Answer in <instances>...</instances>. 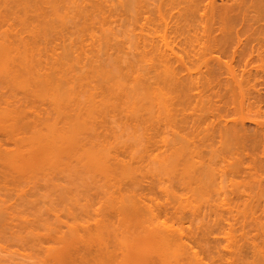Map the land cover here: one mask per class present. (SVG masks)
Here are the masks:
<instances>
[{
	"label": "rangeland",
	"instance_id": "1",
	"mask_svg": "<svg viewBox=\"0 0 264 264\" xmlns=\"http://www.w3.org/2000/svg\"><path fill=\"white\" fill-rule=\"evenodd\" d=\"M39 1H38L39 7L41 6L42 9L48 8V6H45L46 3H42L43 5H41V2H39ZM94 1H95L94 4H96V2H97V4H99V7H102L101 9H98V10H101V13H100V11L95 10L96 7L99 8L97 4H96L97 6L93 4V6L95 7V9H94V7L92 6L93 9H94L93 10L91 5L89 4L90 2H86V5H85V3H83L84 4L83 8L85 7L84 9H86V7L88 6L87 3L90 5L89 7H91V8L87 7L88 9H86V10L89 11V9H90L89 13H91V14H89L90 17H88V18L87 17L81 18L82 16H79V17H76V18L73 19L75 21V23L77 22V24H78V22H79L80 25L79 24L77 25V24L73 23V21L71 23H67V24L63 25L62 21H60V20L58 21L57 20L58 18L56 19L54 17H52L53 18V22H52L53 24L51 23L52 25H48L50 22H45L43 17H41L43 20L41 18L38 19L36 17V15H35V17L37 19L35 18V20H36L35 22H34V17L32 15V16L29 17V19L26 18V21H27L26 22L27 24H26V23L22 22V20L25 17L23 18L22 15L24 16V14H22V13L20 14L19 13V12H22V11H18L19 8H16V9L13 8L18 13L17 12H13V9H12L11 11L6 13L7 14V16H6V14L3 13V12H5V10H7L6 8H7L8 4L6 6V5H4L5 4L4 1H2V2L0 1L1 2L0 4H2L1 9H0V15H2V16L4 15L3 18L6 17L2 21H1L2 17L0 18V43L1 42L9 43L10 39H11L12 43L17 46V49L20 47V49L17 50V49H14V48H16V47H14V45H13V48L10 45L12 49H10V46H9V50H7V48L5 49V51H4V49H2L3 51L0 50L1 51V53H0V77H1L0 80L1 79L3 80L2 77L4 76L3 74L5 73V78L4 79H7V81L6 80H3V81H6V82H8V80L10 81L11 77H10L9 74H11L12 72L9 69L10 68H14L15 69L14 66H17V65H20V66H22V65L25 66L26 65L27 67L26 66L25 67L28 68L30 71H32L34 73H43L44 75L45 74H51V76L53 75L52 79H55V84L57 82L59 83V81H61L62 83L59 84L60 85L59 88L61 89L63 87L60 90L56 86L58 91H53V90H56V89H53V88L51 89L53 91V93L57 92V93H55V94H57L56 95L57 97H54L55 94H52V92H50V88L53 87V85H49L51 87H48V89H45L44 87H42V90L44 88L47 92L45 90H43V92L42 91L40 92L39 91L40 89L38 90V87L35 86V85L30 86L34 90H32L31 88L29 89V90H32L31 92L36 91V93H39V94L41 93L42 94V95L40 94V95L34 97V98H36V99H34V103H33V101H30L31 103L28 104V107L29 106H31V107L28 108L27 112L29 111L31 114H33V115H30V113H29L28 115H30V116H36V115H34L35 112H36V114L41 115L40 116L41 118L45 115V118H44L46 120V121H44L45 123L43 125H40L39 127H37V130H40V129L42 130L43 129L42 132H47L46 133L47 136H45L44 133H42L41 131H39L41 134L37 131L41 136L37 133V135L34 137L33 133L32 134L29 133L33 137L28 138V139L26 137V139L28 141H26V139L24 138L25 140L23 139V140H21L22 142H19V143L13 142V140H12V142L8 141V140L6 142V138H8L9 136L5 138V136H4L5 133H3V131H5V130H3V129H2L3 131L0 130V134H1L0 136H3V138H2L3 140L5 138V140H4L5 143L3 141H1L2 145L1 144L0 145L2 147L0 146L1 147L0 149H2V152H4V153L6 152L5 155L8 158L7 161L8 160L11 161V162H9V161L7 162L6 161L7 164H9V163L10 164H9V166L8 165H4L5 169L4 168L2 169L1 167H3V165L0 164V183H2V184H0V264H31V263L32 264H38V263L39 264H42V263L43 264H45V263L46 264H63L62 263L63 260L61 258H63L64 261H66V262H64V264L65 263L66 264H73V263L74 264H122V263L124 264L125 261H128V262H125V264H138V263L140 264L141 261H145L146 262V263L144 262V263H141V264H149L150 262H151L150 264H157L158 262H159L158 264H172V263H174V261L175 262H178V261L175 260L177 258L174 257L173 253L170 251V250H173V249H169V248L167 249V247H169L170 245L167 246V245L163 244L164 247L156 246L155 248H158V249L155 250V252L157 251L156 254L152 250V247L154 249V246H155L156 243L153 244L155 242V239L153 241L152 240L153 238L151 236H154L156 234L157 230H160V229L165 230L166 227H168V228H166V230H170L172 228L175 229L176 231L179 230L181 232L180 233L178 231L180 235L183 233V235H182L183 237L180 236V235L178 236V232H177V236H178V238L181 237L182 239L185 240L186 244L188 245L189 251L191 252L193 250L192 253L193 252L194 253L195 252H199V254L201 253L203 255L202 257H205V258H203L205 263L207 261L208 262L207 264H211V262H212L211 259L206 256L207 253L204 254L203 252L200 251L201 250L200 244L202 245V243H199L200 242L199 236H201L200 234H202V230L205 227L203 224L205 222L207 223V221L209 219L207 217L206 221L204 220V223L202 224V222H201L202 219L199 216V214H200L199 211H202L201 210V208H202L207 213L209 211V209H208V206H209L208 204L210 203L209 200H211L213 198L211 197V193H210V195H209V193L208 194L206 193V195H207L206 196L204 193H202V191L200 192V190H198V191L196 190V193H195V189H194V191H190V192L189 191L187 192V190H186L187 193H185V190H183L182 187H180V189H181L180 190L179 187L174 188L173 186H172L173 187V191L175 189H177V190H175L177 193L175 191H174V193H176V195H177V194H179V192H181L180 193L181 195L179 194V197H178V195L176 196L175 194H173V195L171 194L172 193V190H171L172 188H170L171 187L170 185L175 184L174 181H177V180L179 181V179L182 178V175L184 176L183 167L185 165L183 164V162H184L185 159L189 158L190 154H188V153L193 148V144L190 145V146L188 145L190 148L187 145H183L181 147V143L179 142L180 141L179 140V141H176V144L178 142V145L176 146V144H175V140L176 139L175 138H177V137H176V135L172 136L173 134H171V133H173L174 131L171 132L172 130L170 128L169 129L167 128V127H171V126H166V124H165L168 121L165 118L169 114L165 115L166 113L164 111L163 112H159L160 107L163 108L162 104L159 105L157 103V101H156L157 105H155V103H153L157 108L159 107V109H157L152 104V101H150L149 102L150 107L152 109L154 108L153 111H152V109L149 108L148 105H147L148 102H145L146 99L144 101L142 100L141 104H140V102L136 101V103H138V105L135 104V106L131 102L132 103V104L130 103L132 105L131 106L128 103L130 101L126 100L127 96L123 95V97L125 98L126 102H124V98H123V99L118 100L120 105H118V104L116 105V109H117V106H121V108H118V110H119V112L121 114H119V112L115 108H114V110H116V111H114L113 108L112 109L110 108L112 104H110V106H108V108H107V106H106L107 104H105V103H102V105L104 104L106 106L105 107L106 109L104 110L106 112L101 110L102 114L100 113L101 111H100L99 108H101V109H102V107L104 108V105L101 106V107L99 106L95 111H92L93 113L91 111H88V112H91V114L93 115L90 119H94V117H96V120H100L101 119V115H103L105 117L104 118L102 116L103 120H105L106 122H103L102 125H98L97 124V125L92 127L91 126L92 124L90 126L84 124L86 117L88 116V120H89V117H90V113L87 114L88 112H86L87 111L86 107H88L87 106L88 104H86L85 110H82V112H81L80 108L78 106H75V105H77L76 103H75V105H73L74 104L73 101L75 102V97L78 98V100H80V101L85 100V98H86L85 95L88 94L87 91L90 90L89 87L93 86L94 83H95L94 87H96L95 85H97L99 83L98 81L95 80V78H96L95 77L93 81H96V82L92 81L91 83L88 84L89 85V87H88L89 89L88 88L85 89L87 83L83 82L85 85H83V91H82L81 90L82 82L81 83L78 82V81H80L79 77L80 76L82 77V75L86 73L87 69L88 70L90 68L92 69L94 66L97 67L99 64L101 66H104L107 70L110 67H112L111 69H113V67H115V71L118 70V74H119V69L121 70L120 73L122 74L123 73L122 70H124V69L126 70L127 68H125V67H127V65L129 64L128 65L129 68H128V70H126L127 73L124 72V73H126V75H130L132 73V71L130 73L129 70H131V67L133 65H135V67H137V69L134 68V66H133L132 70L135 69L136 72L133 71L134 73H133V75L130 76V78L128 76H126L123 79V82L126 80L124 82V84L127 82V84H126L127 88H130V85L133 87L134 83H136V80H137L136 75L139 74V72L142 75H144L150 70L149 69V66H151L149 64L150 61L147 60V59H149V57L152 58V55H153L152 52H154L155 49H157V48H155V49H153L154 51L152 50V52H151L150 46H148L149 48H146V51H145V48H143V47H145L144 46L145 45L144 44L145 40H146V42L147 41L148 42L152 41V43H153V40L156 41L155 42L156 46H159L162 43L161 46H163L164 48H165L164 45H166V41L168 43V41L170 40V43H168V45L173 47V50H175V52H177V50H178L177 53L181 52L180 55L183 53L182 57H183L184 53H185L184 56H187L186 54L188 52H186V51L192 49L191 47L195 48L196 53H195L194 48H193L194 54H198L200 56L199 59H201V61L200 60L196 61V63L198 62V65L196 63H194V62H193L194 64L189 63V65H190L189 67H191L192 72L190 71V68L188 69V71L190 73H192L193 76L196 75V79L197 80H199V79L201 80L202 78L204 79V80L202 79V81H203L202 85L200 83L199 84H200V88L202 86L201 89H202V91H204L203 94H205V95H203L204 98L202 97L204 101L201 98V100L199 99V101H198L199 104L197 106H194V104L196 105V103H193V102H195L197 100L194 99V101H192L193 100L192 99L191 102H190V105H188L189 103H187L186 107H184V109H183L184 111L183 112L182 111L179 112L176 116H174L177 119L176 118H174V119L178 120L177 123H181L182 124L181 121H183V120L180 119V117L183 118L182 116L185 115L184 118H183L184 119L183 123L186 122L185 124L188 125V126L189 125L192 126L191 124H195V125L199 124V123L196 122V120H195L196 118L200 119L201 122H202V118H203V114L204 113H205L204 114L205 118H203V121L208 116H210L211 118L214 119L212 113L213 112L215 113V110H216V108L218 106L216 104L220 103L218 101L219 98L217 96H220L219 95L220 92L224 93L223 90L227 91V87H224V86L226 84L228 85V82L230 81V78L232 77V76L229 75V72L231 70L227 72V70H229L228 66H230L229 65L230 64L229 61L231 62V65L233 66V69L231 68V66H230V68L233 71L234 70L236 71V73H235V71H234V73L236 74V78H237V76H239L238 79H244V77H242V78H240V77H241V75L243 73H245V74L248 73L246 71L247 70V66H249L248 69H250V67H253V65L254 66L255 65L256 66H258V65L260 66V64H263L262 59H264V55H263L262 58L258 59L259 56H258V53H257L258 52L257 50H261V48L259 49L258 47H254V46H255V44L257 42H258V44L261 43L260 41L263 42V39L261 40L259 38H261V36H262V35H260V32L264 33L261 30L263 28L261 26V24L262 25L264 24L263 23L264 20L262 19V20L259 21V22H261V24L259 22H257V23H259V25L257 23L256 24L254 23V26L256 28L254 26L252 27L251 22H249V20H247L249 18L245 19L244 17L241 16L242 12L241 11H240L241 13L239 12V10H241V9L238 8V6L240 5V3L243 0H241V1H239V0H237V1L236 0H230V1L229 0H222V1L221 0H214L213 1L212 0L213 2L211 0H209V1L208 0H204V1L203 0H199L198 2H196L195 8H194V13L192 15H190L192 18L190 19V16H188V19H189V21L187 20L188 24H187L186 21H184V23L186 25H183V28L185 26H187L188 28L187 27L186 28L189 31L185 28L186 30L185 29H183V30L181 29V33L184 32V34H181L180 32L178 33V31H177V33L176 32L175 33L174 32L171 33V31H170L171 29L170 28H171L172 25H170V26L168 25V28H167V26H164V25L161 26L164 23V21H163V18L161 19L160 14H158L159 16L156 14V12L159 13L158 7H161L160 10H162V12H163V13L161 12V14L166 15V16L162 15V17H166L164 19H166L167 22H169L170 24L171 23L173 24V22H174L173 20H175L176 18H177L176 20L178 21V17L175 18V16H176V14L178 15V11L179 12L182 11L181 9H183L184 2H185L184 7L186 6L187 3H186L185 0H181V1L179 0L180 2L178 0H170L172 7H170V3H168L169 0H164L163 2H165V3H163L162 0H153V1L152 0H147V1L144 0L143 2L146 5L143 4L142 1H141L142 3L135 1L136 5L132 4L134 6V7L132 6L133 7V11H131V10H129L127 8L128 7L127 6L128 5L127 1H130V0H120V1L119 0H106L107 2L105 0H101V2L103 1L101 4L98 3V2H100V0L99 1L94 0ZM172 1L174 2L175 5L172 4L173 3ZM175 1L177 2L178 7L176 6L177 4L175 3ZM252 1H254V0H252ZM57 2H58V4H60L59 7L65 5L66 10L68 11L69 6L67 7V4H68L67 2H65L67 4H64L63 1L60 2V0H57ZM92 2H93V0H92ZM132 2H133V0H132ZM244 2H245V0L242 2L243 5H244ZM248 2H250V0L247 1V3ZM138 3H140L142 5H145V6L143 8H142V5H141V7H139L140 5L137 6ZM159 3H160V5H159ZM181 3H182V5L179 6V4H181ZM231 3L234 4V5H230ZM10 4H12V3H9V5ZM58 4H57V6H58ZM71 4H69V5L71 6ZM163 4H165V5L163 6ZM235 4H238V6L235 5ZM3 5L6 6V7H4L5 9L3 8ZM47 5H49V4H47ZM129 5H131V3ZM241 5H240V7H241ZM250 5L251 4L248 3L247 7L252 12L254 9L251 10L252 9V5L251 6ZM225 6H227L225 9L222 8V7H225ZM228 6L231 7V8H229L228 12H227ZM234 6H236V8ZM12 7H13V5H12ZM132 7H131V9H132ZM140 8L142 9L141 11H139ZM145 8H147L148 10H146ZM8 9H11V6ZM61 9L64 10L65 8L61 7ZM134 9H136V10L138 9V10L136 11ZM178 9H180L181 11L178 10ZM59 10H60V8H59ZM63 10H60L61 11L60 12L57 9V11L61 15H64L67 12L66 11L65 13H63L65 11V10L64 11ZM122 10H123V12H122ZM212 10L217 12V13L213 12ZM231 11H233L234 13H232ZM10 12L13 13V14L9 15ZM95 12H97V13H95ZM140 12L142 14L144 13V15L140 14ZM164 12H165V14H164ZM169 12H173V13L169 14ZM199 12H200V14H199ZM212 12H213V14H212ZM225 12L228 15L225 14ZM237 12H238V15H237ZM247 12L249 13L248 10H247ZM254 12L255 11H253V13ZM31 13H30V15H31ZM221 13H222V15H221ZM235 13H236L237 16L234 15ZM248 13H246L247 17H249V16L251 17L252 15H254V14L248 15ZM32 14H35V13H32ZM97 14H98V16H97ZM137 14L138 15L140 14V15L138 16ZM145 14L149 18V20H147L148 19L147 17L146 18L144 17V16H146ZM172 14L174 16V19H173V16H172V19H171V16L169 17V15H172ZM223 14L226 15V16L223 17ZM255 14H256V12H255ZM12 15L15 16V17L17 15H19V16L16 17V18H19V19L15 20V18L12 17ZM167 15H168L169 18L167 17ZM200 15L204 16V17H201ZM231 15H234L233 16V18L235 17L234 20H231V19H233ZM102 16L104 17V20H103ZM221 16L223 18H221ZM227 16H228V18H227ZM39 17H40V15H39ZM217 17H219V18H217ZM20 18H23V19L21 20ZM93 18H95V19H93ZM206 18H208V19H206ZM40 19H41V21H40ZM47 19H49V17H47ZM92 19L94 20V22H93ZM200 19H202V23H201ZM83 20H84V22H83ZM176 20H175V24L177 22ZM222 20H223V22H222ZM32 21L35 24H38V26H40L39 29L36 30L37 32H35L34 34L31 33L32 31H31V29L29 27V25L32 24ZM57 21L59 23H57L58 27L55 28L56 29L55 30L53 25H56L54 23H56ZM42 22H45V24L46 23H48V24H46V26H45ZM11 23H12V25H11ZM41 23H42V25H39ZM155 23L158 25V27H157V25H155L156 27L154 26ZM199 23H201V25ZM228 23H229V25H228ZM231 24L233 25V29L234 30L236 28L235 31H238L237 28L242 30V31L240 30L242 33L239 32L240 33L239 35H242V36H239L238 34H235V33L229 35V32H230L229 30L230 29L233 30ZM27 25H28V27H27ZM223 25H224V27H222ZM48 26H49V29H48ZM50 26L52 27L53 30L50 28ZM225 26H227V27L231 26V28L230 27L226 28ZM234 26H235V28H234ZM249 26H250L251 29L249 28ZM257 26L259 28H261V29L257 28ZM189 27H191V28H189ZM221 27H222V29L223 28H225V29L222 30ZM150 28H151V30H150ZM142 29H145V30H142ZM164 29L167 30V31L165 30V32H168L166 34L169 35V37L166 38L168 40H166L165 42H164V40H162L163 38L161 37L163 35H166V34H163L164 33L163 32ZM220 29L222 30V32L220 31ZM194 30H196L198 32H196ZM226 30H227L228 34L226 33V35H224ZM255 30L256 31L259 30L258 31L259 33L255 32ZM29 33H31L33 36L30 35ZM158 33H160L161 36H159L160 34H158ZM169 33L173 34L174 37H175L174 34H176L178 40L176 39V37L175 38H173V36L170 37L171 34H169ZM179 34H180V36H179ZM215 34H217V35H215ZM253 34H254V36L256 35V38H253ZM257 34H259L260 36L259 35L257 36ZM24 36H25V38H24ZM107 36H109V37H107ZM226 36L227 37L231 36L230 39L232 40L231 41L232 43L230 42L229 37H228V41L226 40V38H227ZM235 36H237V37H235ZM179 37H180V39H179ZM196 37H198V38H196ZM214 37H216L217 40ZM238 37L239 38L241 37L242 39H240V41L242 40L243 42L241 41V43H240L238 41L239 40ZM247 37L249 39L252 38L253 41L252 40H251L252 42L250 40L247 41ZM21 38L22 39L24 38L23 40H28V43L31 42L30 44L33 47L29 46L30 44H28V45H26V47L28 46V48L27 49H26V47L24 48L25 45L22 46L23 44L20 43V40L22 41ZM149 38L150 39L152 38L153 40H148ZM257 38L260 41H256V40H258ZM15 39L19 42L20 46L17 45L18 44L17 41H16L17 42V44H16ZM32 39H34V40H32ZM175 39H176V42L174 41ZM183 39H184V41H183ZM235 39H237V40H235ZM8 40H9V42H8ZM13 40H14L15 43L13 42ZM142 40H144V42ZM197 40H199V41H197ZM172 41H174V42H172ZM212 41L215 44L214 43L211 44ZM225 41H227V44L225 43ZM249 41H250V43H246V42H249ZM148 42H147V44L150 45V43H148ZM178 42H180V43H178ZM253 42H255V43H253ZM7 43H6V45H7ZM140 44H142V45H140ZM184 44H185L186 49L184 47ZM191 44H192V46H190ZM258 44H256V46ZM262 44L264 45V42L261 43V46H262ZM107 45H108V47H107ZM117 45H119V46H117ZM235 46L238 48V50H236L237 48ZM250 46H251V48H250ZM252 46H253V49H252ZM258 46H260V45H258ZM128 47H129V49H128ZM166 47L170 48L167 45H166ZM174 47H175V49H174ZM227 47L229 48L228 51H227V49H228ZM239 47H240V49H239ZM248 47H249V49H251L250 51L254 52L253 50H255L256 52L252 53V52L248 51L249 50ZM262 47L264 48V46H262ZM167 48H165V49L168 51ZM254 48H258V49L256 50ZM132 49L135 52H133ZM148 49H150L151 53H146L147 51L149 52ZM183 49H185V51ZM10 50H13V51H11V53L8 54ZM92 50H94V51H92ZM239 50H241V51H239ZM244 50H245V53H244ZM171 51H168V52H171ZM193 51L190 50L189 53L193 54ZM226 51L228 52V54L231 52L230 54H232L233 56L232 55L230 56V54L228 55ZM235 51H236L237 55L238 54L241 55V53H244V55H247L248 56L247 61H246L247 56H245V58H244L243 54L241 55L242 57H240V56L238 57L237 55H236L237 56L236 57L235 56ZM197 52H199V53H197ZM210 52H212L216 56L215 60H217V58L219 57L218 60L221 59V62L223 61V62H226V63H229V64L227 65L226 63H224V64L221 63L223 66H221V64L219 65L218 62H216L214 59H212L213 56H210L212 54V53L210 54ZM237 52H239V53H237ZM246 53H249V54H246ZM123 54H125L124 58H126L128 60L127 63H126V59H122L121 58V56H123ZM149 54L151 56H149ZM155 54L157 55V52ZM250 54H251V56H250ZM131 55H133L134 56L133 58H135L134 62H133V58H131L132 57ZM156 55H154V56H156ZM204 55L206 57L203 59L202 57H204ZM111 56H112V58H110ZM141 56H145V57L142 58ZM94 57H95V59L97 58L98 60L96 59V61H95ZM207 57H208V59H207ZM253 57H255V59ZM117 58H119L121 61L123 60L122 62H124V60H125V62H124L125 64L122 65L121 61L118 62L117 64H115L116 61L114 62V59L116 60ZM140 58H141V60L145 59V60L148 61V66H145V64H144V66L146 68V69L144 68L145 70L140 68L141 67L140 64L143 65V63L145 62V60H144V62L138 61V60H140ZM231 58H233V59L231 60ZM129 59L132 62L129 61ZM185 59L187 60V57H185ZM222 59H224V60H222ZM111 60H113V61H111ZM237 60L238 61L240 60V61L238 62ZM248 60L250 61V65L251 66L248 64V62H249ZM79 61H80V63H79ZM87 61H90V62H87ZM84 62L87 63V65ZM219 62H220V60H219ZM131 63H133V64H131ZM102 64H104V65H102ZM109 64H111V65L109 66ZM120 64H121V66H120ZM139 65H140V67H139ZM175 65H176V63H175ZM69 66H71V67L73 66L72 70L70 72L68 71V73H67V74H69L68 75L69 79L71 77L70 75L73 73L74 76H77V78H78V79H76L77 81H75L74 85L76 84L75 86L78 87V85H77V82H78L79 87L81 86L80 90H76V92L78 91L77 92L78 94L75 92V95L77 94V96H74V98L72 97L73 94L71 95L70 92H67V90H69L70 85H72L73 83L71 82L72 83L71 84L70 82L64 80L65 75H67V74H65V71L67 70V68H69ZM144 66H142V67H144ZM199 66H201V67H199ZM208 67H210L213 70L212 71L213 74L210 71V73L213 76L210 73L209 74L207 73V70L209 71V69H210ZM261 67H260V69H261L260 72H256V68L253 67L254 71L251 73V74L254 75V72H256L255 73L256 74L255 77H257V73H258L259 77L260 76L262 77V78L260 77V79H259L260 81L258 80L259 77L255 78V77H251V76L247 77V78H250L251 84L248 81L249 79H246L247 81H242L243 83L245 82V85H243V87L244 86L245 87L243 89L245 91L246 99L249 97L252 100H254V97H256V94H257L258 90H259L258 92H260V93L262 92V94L264 93V85H263L264 84V71H263L264 70V65H261ZM139 68L142 70V72L139 71L140 70ZM14 69H12V71ZM106 69H105V71H107ZM244 69H245V71H244ZM260 69L258 68V71ZM92 70H94V68ZM95 70H96V68H95ZM193 70H195V72ZM242 70H243V73H242ZM111 71L115 72L114 69L111 70ZM6 72H8L7 74L9 75V79L7 78ZM196 72H198V73H196ZM219 72L220 73L226 72V73L220 74ZM232 72H230V74H233ZM124 73H123V76H125ZM205 73L208 74V75H206ZM215 73H218L220 75L217 74L218 76L216 77ZM259 73H261V74H259ZM200 74L202 76L203 75L204 76L201 77ZM249 74L250 73H248L247 75H249ZM198 75H200V77ZM210 75H211L212 78L209 77ZM74 76H72V78ZM123 76H121V77H123ZM197 76L199 77V79H198ZM219 76H220V80L223 79L220 82L221 85H220V83H218V81H219L218 77ZM228 76L230 77L229 79H227ZM17 77L19 78V75ZM204 77H206V79H209V80L212 79L211 83L212 82H213V84L216 83L215 86L213 85L215 88L212 85H210V87H211L210 88L209 84H208V83H210V81L208 82V80H206ZM215 77H216V79H215ZM14 78H16V77H14ZM21 78H23V77H21ZM67 78L68 77H66L65 79H67ZM138 79H139V77H138ZM141 79H143V78H140V80ZM224 79H225V81H224ZM226 79H227V81H226ZM2 80H1V82L3 83ZM62 80H64V81H62ZM97 80H99V79H97ZM145 80L146 79H143L142 82L145 81ZM231 81H232V83L231 84L229 83L230 85L233 84V80L232 79H231ZM6 82H5V84L3 83L4 86H3V84H0V88H2V89H0V93H3L2 92L3 89H4L3 91H5V92L6 91L9 92L12 89H16V90L20 89L21 92H23V93L26 91L23 88V85H22L23 83L21 84L22 87H20L19 85L18 86L16 85L14 87L13 86L14 83L12 84V82H14V81H11L12 85L8 82V86L5 87V85H7ZM15 82H16V80H15ZM18 82L19 81L17 79V84L20 83V82L19 83ZM29 82H30V79H29ZM31 82H30V84H32ZM107 82H105V83H107ZM116 82H117V80H116ZM145 82H147V81H145ZM148 82H149V80H148ZM114 83H115V81H114ZM52 84H53V82H52ZM204 84H206V86ZM10 85L13 86V88L10 87V89L7 90L6 88H9ZM24 85H25V87L28 86L26 84H24ZM107 85H104V87L101 85L102 88H101L100 85H99L100 88L97 86L98 90L101 91V89L103 90V89H105V86H107V88H109L110 91H112L111 88L114 87V85L111 84V88L109 86L110 83L109 84L107 83ZM207 85H208V87H207ZM254 85L256 87H253ZM2 86L5 87V88H3ZM203 86H205V87H203ZM248 86H250V87H248ZM28 88H29V86H28ZM54 88H55V86H54ZM115 88H116V86H115ZM245 88H246V90H245ZM25 89H27V88H25ZM75 89H76V87H75ZM254 89H256V90H254ZM84 90H86L85 93H84ZM105 90H103V92ZM116 90L117 89H115L114 92ZM79 91H82L81 94L83 95V97L79 93ZM194 91H195L194 93H196V89ZM198 91H199V89H198ZM12 92H13V90H12ZM15 92L16 91H14V93ZM17 92H16L17 94H21L20 91H17ZM48 92H49V94H48ZM106 92H107V90H106ZM25 93H24L25 95L24 94L23 95L24 96H26V95L28 96L29 93H27V91ZM110 93H107V95L103 93L104 95L103 94L101 95V92H100L98 94H100L101 97L103 96V99H105V97H108V95ZM222 93H220L221 94L220 97H222L221 99H224V100H226V98L228 100V97L230 95H232L231 93H229L230 95L228 96V95H226V92H225L223 94L224 95L223 96ZM227 93H228V91H227ZM66 95H68V96H66ZM225 95L227 97H225ZM29 97H30V95H29ZM66 97H67V99H65ZM110 97H111V95H110ZM131 98H129V99L131 100ZM216 98H218V99H216ZM69 99H71L72 101L71 100L69 101ZM97 99L98 98H96V101H98V100L100 101L101 98L98 99V100ZM108 99H110V98H107V100ZM32 100H33V96H32ZM67 100L69 102H71V103H69ZM216 100L219 103H217ZM42 101H43V105H42ZM66 102L69 103V104L67 105ZM98 102H97V105L98 104L101 105ZM142 102L143 103L145 102V104H143ZM229 102L231 103L232 101H229ZM62 103H64V104H62ZM123 103H124V105H123ZM127 103L130 106V109L131 108H135L134 110L136 112L135 111H131L133 109H131V110L127 109L126 110L125 108H127V107L129 108ZM232 103L230 104L231 106H233ZM108 105H109V103H108ZM122 105H123V107H125V105H127L124 108V110H126L127 113L126 112L123 113L124 110H123ZM143 105H146L148 107V109L151 111L152 115H154V112H155V115H154L155 117H157L156 116L157 112H159L158 119L153 117V116H151V113L147 110V107H145ZM191 105H193L194 108H193V106L191 108ZM42 106H44L43 108L46 107L45 108L46 109L45 113H43L44 109H42ZM74 106H75V109H74ZM142 106H143V109H142ZM69 107H71L72 109L69 108ZM76 107H78L79 109L76 108ZM170 107L172 108V106H170ZM188 107H189V109H188ZM51 108H53V109H51ZM67 108L69 109V111H68L69 114H68V112L66 110ZM93 108H92V110H93ZM144 108H145V112H144L145 114L143 113ZM171 108H170V110H171ZM174 108H175V106H174ZM185 108H186L187 111H185ZM245 108L246 107H243V110H246ZM121 109L123 111H121ZM140 109L142 110V112H140ZM163 109H161V110H163ZM195 109H196V112L194 111ZM263 109H264V107H263ZM34 110H35V112H34ZM97 110H99L100 112L99 111L97 112ZM77 111H78V114H77ZM128 111H129V113H128ZM138 112L141 113L140 115L144 114L145 118L146 117L148 118L149 116H151V117L148 118L149 120H144V121L142 120V122H144L143 125H142V122H139V120H137V119H136L137 121L135 119L132 120L133 119L132 117H134V115H131V113L135 114V113H138ZM194 112H195V114H194ZM111 113H113V114H111ZM181 113H182V115H181ZM243 113H244L243 115H245V112H243ZM249 113H251V112H249ZM125 114H127V115H125ZM128 114H129V116H128ZM146 114H148L149 116L146 115ZM162 114L164 116H162ZM137 115L138 114H136V117L139 119L140 115H138V116ZM144 115L141 116L143 119H144V117H143ZM195 115H196V117H195ZM30 116H27V118H25V119L26 120L27 119L31 120V119L34 118V117L31 118ZM3 117H4L3 113L1 114V112H0V124H1L0 129H1V127L2 128L4 127V129H5V127L6 128L10 127L9 129H11V124H13L12 123L13 122L12 119L10 120V118L7 119V118L4 117L6 119L5 120ZM80 117L81 118L83 117L82 119L84 121L81 120L83 123L80 121V119H81ZM250 117H252V116H250ZM151 118H152V120L154 122H151ZM161 118H163V119L161 120ZM167 118H170V117H167ZM37 119H40V118L38 117ZM186 119H188V121H190V122L186 121ZM213 119H210V121H212ZM67 120H69V121L67 122ZM88 120L86 119V122ZM165 120H167V121H165ZM206 120H209V119L207 118ZM7 121H8L9 124L7 123ZM113 121H115V122H113ZM131 121H133V122H131ZM135 121H136V123H134ZM192 121L196 122V123H193ZM197 121L199 122V120H197ZM249 121L250 120H246L247 126L248 127L249 126L252 127L253 123L251 121L250 122ZM74 123H76V124H74ZM139 123H141V124H139ZM145 123H147V124H145ZM207 123H209V122H207ZM7 124H8V126H7ZM47 124H48V126H47ZM185 124H183V125L185 126ZM141 125L143 126V128H142ZM160 125H162V126H160ZM96 126L98 128H95ZM137 126H139V128ZM205 126H206V124H205ZM145 127H147L148 130L153 128V129H151L152 132H150L151 130L150 131L146 130ZM172 128H173V130L175 129V127H173V126H172ZM166 129H167V131H166ZM13 130H15V128ZM25 130L26 129H24V131ZM145 130L149 132V134H148L149 136L145 135L146 133L144 134V132H146ZM184 130H185V128H184ZM188 130H189V128H188ZM188 130L186 129L185 131H183V133L185 134V133L189 132ZM1 131H2L3 134L1 133ZM31 131H33V130H31ZM180 132H182V131H180ZM183 133H181V134L183 135ZM189 133H191V132H189ZM150 134L151 135L153 134L152 136L155 135V137L158 136V137H156V139H160L164 135L169 136V134H170V136L168 138H170L171 141L173 140V143L171 142V144L173 146H175V148L178 147V149L176 148L177 151H179V149L184 151V152L180 151L182 156L179 155L180 153H178L177 156L175 157L176 159L171 157L172 161L169 158L170 161H168L169 162L168 163L167 161L162 159L164 157H161V155H158L159 156L158 158H160V160L161 159L164 160L166 163L165 162L163 163L162 161H159V159H157V157H156L157 153L160 152V150H157L158 143L156 144L157 146L155 145L156 147L151 145L152 143L150 144V142L148 144V140H151V138L147 139L148 137H150ZM38 135H39V137H38ZM44 136H45V138H44ZM159 136H160V138H159ZM177 136H180V135H177ZM173 137H175V138H173ZM0 139H1V137H0ZM156 139H154V142L157 141ZM178 139H180V138H178ZM151 141L153 142V139ZM157 142H159V141H157ZM3 143L5 145H3ZM7 143H8V145H7ZM182 144H184V142ZM187 144H188V142H187ZM22 145H24V146L22 147ZM147 145L149 147H151V146L154 147L153 153L150 151V150H153V149L152 148L150 149L148 147L149 151L152 153V155H151V153L149 151L148 152L150 153L151 156H153L151 158L147 156V155H149V153H147L148 149L145 148V146L147 147ZM7 146L9 148V150L7 149ZM39 146L42 147V149ZM45 146H46L47 149L44 148ZM3 147H5V148H3ZM18 147H19V149H18ZM144 148L147 149L146 150L147 154H145V152L143 154ZM10 149H12V150H10ZM164 149L165 148H163L162 150H164ZM6 150H8V151H6ZM13 150H15V152H13ZM207 150L209 151V149H207ZM172 151H171V153H173ZM16 152H18V153H16ZM21 152H22V157L24 155L23 158L18 157L19 155H21L20 154ZM171 153L168 154V155H171ZM30 154H31V158L28 157V156H30ZM140 154H142V155H140ZM153 154H155V158L156 159L154 158ZM7 155H12V156H7ZM142 156H143V158H142ZM11 157H13L14 161L11 159ZM181 158H182V160H181ZM26 159H27V161H26ZM195 159H197V158L195 157ZM30 161H32V162H30ZM174 161H176V162L173 163ZM185 161H187V160H185ZM3 162L5 163V160ZM161 162H162V164H160ZM12 164H14V166ZM22 164L23 165L27 164L28 166L26 165L27 166L26 167V166H23ZM158 164H160V165H158ZM182 164H183V166H182ZM6 167H9L10 169L6 168ZM11 167H13L15 169H11ZM23 167H25V168H23ZM9 170L10 171L12 170L10 175L8 174ZM13 170L15 172H13ZM16 170L19 171L20 174L19 173L17 174ZM4 172H5V174H3ZM12 172L15 173V174H12ZM1 174H3V175H1ZM156 174H157V176H156ZM88 175H90V176H88ZM13 176L14 177L16 176V177L14 178ZM85 178H86V180H85ZM172 178H174V181H173ZM1 180H4V182L1 181ZM154 180L158 184L160 182L161 183L163 182L164 183V188L163 189L166 188L165 187V186H167L166 183L169 184V182H171V184H169V186H168L171 191L169 190L170 192L168 191L169 192V193L167 192L168 194L166 192L165 193L164 192L161 193V191H163V189L162 190L160 189L161 188L160 187L161 183H160L159 184L160 188L159 187L157 188V186L155 187V185L153 187L155 189V191L157 192V193L155 192L156 193V195H155L154 189H152V191L150 189V188H152V185L155 182ZM151 181L153 182V184L151 183ZM172 181H173V184H172ZM136 183H140V184L138 185ZM178 183L179 182H177L176 183L177 185H174V186L175 187L179 186L180 184H178ZM150 184H152V185H150ZM147 185H150L151 187L147 186ZM148 187H150V188H148ZM148 191H151L150 194H149ZM182 191H184V192H182ZM190 193H192V195ZM182 195H185V196L182 197ZM208 195H209V197H208ZM144 196L146 197V199H145ZM187 196L188 197L190 196L192 198L193 202L191 201L190 197H189L190 198L189 200L192 202L193 205H191V202L189 200H188L189 202L187 201V199H186ZM173 197H177L178 199L177 198H173ZM206 197L208 198L207 201L205 200ZM179 198H181L182 200L180 199V201H179ZM172 199H173V201H172ZM196 200H198L197 202H199L200 204H201L200 201L204 200L205 202L204 203L202 202L204 205L203 204L200 205L199 203L196 202ZM169 201H170L171 205H170V203H168ZM172 202H173V204H172ZM178 202H182L185 205H183L182 203H178ZM194 202H196V203H194ZM3 203H4L5 207L2 206ZM159 203H160V205H159ZM205 203H208V204H205ZM162 204H164V205H162ZM196 204H198V207H197ZM147 205H149V206H147ZM137 206H140L142 210L139 209L140 207L137 209ZM200 206H203V207H200ZM146 207L148 209H150L152 211V213L155 214V215H153L151 213V215L149 217L150 210L147 212L148 209ZM121 208H124V209H121ZM198 208H200V209L196 210ZM6 209L8 211L10 210V212H12L11 213L12 215L8 211H7L8 212L7 213ZM193 209H195L196 211L193 210ZM137 211L138 212L140 211V212L138 213ZM175 213L176 214L178 213V214L176 215ZM195 213L197 215L196 218H195V215H194ZM13 214H14V216H13ZM6 216L7 217L9 216L10 219H8ZM197 218H199V220ZM17 219L20 220V221H18ZM4 220H6V221H4ZM16 220H17V223H16ZM10 221H11V223H10ZM122 221L124 222V224L122 223ZM201 224L204 226L203 228L201 227ZM207 224L209 225V223H207ZM43 225H45V226H43ZM208 225H206V226H208ZM28 226H29V228H28ZM6 231H7V233H6ZM154 232H155V234H154ZM42 233L44 235H42ZM35 234H38V235H35ZM20 237H22V239H20ZM39 237H41V238H39ZM208 237H211V236H208ZM212 237H211V239L209 238L210 239L209 241H212ZM179 240L184 242V240H181V239H179ZM209 241L207 240V242H209ZM25 242H28V243H25ZM37 242H39V243H37ZM64 242H68V243H70V245H68V243L65 244ZM71 242H73V243L71 244ZM201 242H203V246H204V243L206 242V240L205 241H201ZM157 243L159 245V244H162L163 242L159 243L157 241ZM39 244H41V245H39ZM64 244L66 245V247H63ZM212 244L213 243L210 244V242H209V245H212ZM206 245L208 246V243ZM77 246H78V248H77ZM50 247H53V249L51 250ZM67 247H68L69 251L66 250ZM46 249L50 253L48 251H46ZM56 249H57V251H56ZM58 249L59 250L62 249V251L65 249L63 251V253H61L62 255L59 253L60 251ZM159 249H162L161 250L162 251V255L160 254L161 252L158 253ZM4 250H5V252H4ZM6 251H7V253H6ZM74 251H75V253H74ZM147 251L148 252L150 251L149 252L150 254ZM163 251H164V254H163ZM44 252L47 255H49V256H47ZM173 252H174V250H173ZM146 253H147V255H146ZM37 254H38V256H37ZM85 254H86V256H85ZM157 254H160L161 256L157 255ZM57 255H58L57 260L56 259L54 260L55 256H57ZM198 255H196V256H198ZM150 257L152 258V260H151ZM183 257L184 256L182 255V258ZM179 258H181V257H179ZM49 259H51L52 262ZM60 259H61V261H60ZM147 259H149V260H147ZM184 259H185V257L183 259L179 260L181 264L183 262L186 263L185 262L186 259L185 260ZM169 260H171V261H169ZM181 260H184V261L182 262ZM178 264H179V262H178Z\"/></svg>",
	"mask_w": 264,
	"mask_h": 264
},
{
	"label": "bare ground",
	"instance_id": "2",
	"mask_svg": "<svg viewBox=\"0 0 264 264\" xmlns=\"http://www.w3.org/2000/svg\"><path fill=\"white\" fill-rule=\"evenodd\" d=\"M1 2L2 1H4V5H6L7 6V4H8V6H7V10H5V12H3V13H7V12H9V11H11L13 8H19V10L18 11H22V12H19L20 14L22 13V14H24V16L22 15V17L24 18H20L21 20H22V22L23 23H26L27 21H26V18H28L29 19V17L30 16H32L33 15V17H34V22L36 21L35 20V18L37 17L38 19L39 18H41V17H43L44 18V20H45V22H50L49 24L48 23H46V24H48V25H52L53 23V18L52 17H54V18H58L57 20L59 21H62L63 23V25H65V24H67V23H71L72 21H73V23H75V21L73 20L74 18H76V17H79V16H82L81 18H85V17H90V15L89 14H91V13H89V11H90V9H89V11L88 10H86V9H88L87 7H89L90 5H91V7L93 6V4L95 3V1L93 0V2H92V0H60V2L61 1H63L64 2V4H67V7L69 6V8H68V11L66 10V7H65V5H63V6H61L62 8H65L64 10L63 9H61V7H59L60 6V4H58V2H57V0H0ZM38 1L39 2H41V5H43L42 3H46L45 4V6H48V8H44V9H42V7L40 6L39 7V3H38ZM97 1H99V0H97ZM106 1V0H105ZM120 1V0H119ZM135 1H137V2H140V3H142L144 0H133V2H132V0H130V1H127V3H128V9L129 10H131V11H133V5L132 4H134V5H136L135 4ZM142 1V2H141ZM147 1V0H146ZM153 1V0H152ZM164 0H162V2H163ZM179 1V0H178ZM181 1V0H180ZM179 1V2H180ZM186 1V6L184 7V4H185V2H184V4H183V9H178V10H180L181 12H179L178 10V15L176 14V16H175V18L176 17H178V23L176 22V24H175V20H173L174 22H173V24L171 23H169V22H167V20L166 19H164V18H166V17H162V15L163 14H161V12H162V10H160L161 9V7H158V11H159V13H157L156 12V14L158 15V14H160V17H161V19L163 18V21H164V23L161 25V26H167V28H168V25L170 26V25H172L171 26V33H177V31H178V33L180 32L181 33V29L183 30V29H185L187 26H185L184 28H183V25H186L185 23H184V21H186L187 22V20L189 21V19H188V16H190V15H192L193 13H194V8H195V5H196V2H198L199 0H185ZM204 1V0H203ZM202 1V2H203ZM209 1V0H208ZM212 1V0H211ZM214 1V0H213ZM212 1V2H213ZM222 1V0H221ZM230 1V0H229ZM237 1V0H236ZM239 1H241V0H239ZM244 1V0H243ZM242 1V2H243ZM247 1H249V0H247ZM247 1L245 0V2H244V5H243V3L241 2L240 3V5H241V7H240V5L238 6V4H235V5H237L238 6V8H240L241 10H239V12L241 13V16L242 17H244L245 19H247V18H249V19H247V20H249V22H251V24H252V27L254 26V23L256 24L257 22H259L260 20H264V0H254V1H252V0H250V2H248L249 4H251L252 5V9L251 10H253V11H255L256 12V14H255V12L253 13V11L251 12L249 9H248V3H247ZM252 1V2H251ZM0 2V3H1ZM65 2H67V3H65ZM86 2H90L89 4L87 3V7H86V9H84L83 8V6H84V4L83 3H85V5H86ZM92 2V3H91ZM103 2V1H102ZM101 2V0H100V2H98V3H102ZM107 2V1H106ZM173 2V1H172ZM9 3H12V4H10L9 5ZM14 3V4H13ZM72 3V4H71ZM125 3V2H124ZM131 3V5H129ZM140 3H138L137 4V6H139V7H141V5L142 4H140ZM152 3V2H151ZM161 3V2H160ZM160 3H159V5H160ZM163 3H165V2H163ZM168 3H170V7H172L171 6V2H170V0L168 1ZM175 3L177 4V2L175 1ZM47 4H49V5H47ZM57 4H58V6H57ZM69 4H71V6L69 5ZM83 4V5H82ZM96 4H97V2H96ZM96 4H94V5H96ZM143 4H145L144 2H143ZM162 4V3H161ZM167 4V3H166ZM172 4H174V2L172 3ZM3 5V8L4 7H6V6H4ZM12 5H13V7H12ZM98 5V7H99V4H97ZM96 5V6H97ZM103 5V4H102ZM126 5V4H125ZM146 5V4H145ZM145 5H142V8L145 6ZM158 5V6H159ZM165 4H163V6H164ZM175 5V4H174ZM180 5H182V3L181 4H179V6ZM230 5H234V4H230ZM229 5V6H230ZM246 5V6H245ZM250 5V6H251ZM1 6H2V4H0V9H1ZM10 6H11V9H8V8H10ZM101 6V5H100ZM133 6V7H132ZM148 6V5H147ZM168 6V5H167ZM177 7H178V4L176 5ZM224 6V5H223ZM228 6V8H227V12H228V9L229 8H231V7H229ZM249 6V7H250ZM91 7H89V8H91ZM94 7V6H93ZM93 7H92V9H93ZM123 7V6H122ZM131 7H132V9H131ZM138 7V8H139ZM169 7V8H170ZM175 7V6H174ZM182 7V6H181ZM212 7V6H211ZM227 6H225V7H222V8H226ZM235 8H236V6H234ZM247 7V8H246ZM59 8H60V10H63L64 12L63 13H65L66 11V13L64 14V15H61L58 11H60L59 10ZM102 7H99V8H97L96 7V9H95V7H94V9L95 10H98V9H101ZM176 8V7H175ZM180 8V7H179ZM209 8V7H208ZM251 8V7H250ZM5 9V8H4ZM3 9V10H4ZM15 9H13V12H17V11H15ZM47 9V10H46ZM57 9H58V11H57ZM93 9V10H94ZM146 10H148L147 8H145ZM168 9V8H167ZM172 9V8H171ZM212 9V8H211ZM120 10V9H119ZM127 10V9H126ZM125 10V11H126ZM128 10V11H129ZM134 10H136V9H134ZM138 10V9H137ZM136 10V11H137ZM142 9L140 8V10L139 11H141ZM176 10V9H175ZM174 10V11H175ZM200 10V9H199ZM220 10V9H219ZM231 10V9H230ZM247 10L249 11V13L247 12ZM98 11H100V13H101V10H98ZM97 11V12H98ZM144 11V10H143ZM154 11V10H153ZM169 11V10H168ZM213 11V10H212ZM2 12V11H1ZM35 13V14H32V13ZM61 12V11H60ZM97 12H95V13H97ZM106 12V11H105ZM121 12V11H120ZM122 12H123V10H122ZM130 12V11H129ZM135 12V11H134ZM211 12V11H210ZM213 12H215V11H213ZM213 12H212V14H213ZM230 12V11H229ZM232 13H234L233 11H231ZM236 12V11H235ZM18 13V12H17ZM30 13H31V15H30ZM62 13V14H63ZM126 13V12H125ZM139 13V12H138ZM150 13V12H149ZM163 13V12H162ZM170 13H173V12H169V14ZM176 13V12H175ZM198 13V12H197ZM215 13H217V12H215ZM246 13H248V15H252V14H254V15H252L251 17L249 16V17H247V14ZM11 14H13V13H11L10 12V14L9 15H11ZM16 14V13H15ZM130 14V13H129ZM140 14H142L141 12H140ZM139 14V15H140ZM148 14V13H147ZM164 14H165V12H164ZM199 14H200V12H199ZM225 14H227L226 12H225ZM243 14V15H242ZM35 15H36V17H35ZM39 15H40V17H39ZM55 15V16H54ZM93 15V14H92ZM91 15V16H92ZM102 15V14H101ZM138 15V14H137ZM138 15V16H139ZM142 15H144V13L142 14ZM146 15V14H145ZM205 15V14H204ZM210 15V14H209ZM215 15V14H214ZM221 15H222V13H221ZM228 15V14H227ZM234 15H236V13L234 14ZM234 15H231L232 16V18H233V16ZM237 15H238V12H237ZM236 15V16H237ZM240 15V14H239ZM4 16V15H3ZM3 16L2 15H0V18H1V21L3 20V19H5L6 17H4L3 18ZM6 16H7V14H6ZM17 16H19V15H17ZM16 16V17H17ZM57 16V17H56ZM97 16H98V14H97ZM159 16V15H158ZM163 16H166V15H163ZM171 16V19H172V16H173V14L172 15H169V17ZM199 16V15H198ZM201 16V15H200ZM212 16V15H211ZM224 16H226V15H224L223 14V17ZM230 16V17H231ZM12 17H14L15 18V20H17V19H19V18H16L15 16H13L12 15ZM21 17V16H20ZM47 17H49V19H47ZM103 17V16H102ZM101 17V18H102ZM133 17V16H132ZM145 18L147 17V15L146 16H144ZM153 17V16H152ZM167 17H168V15H167ZM168 17V18H169ZM201 17H204V16H201ZM206 17V16H205ZM208 17V16H207ZM222 16H221V18H223ZM8 18V17H7ZM36 18V19H37ZM60 18V19H59ZM107 18V17H106ZM128 18V17H127ZM148 18V17H147ZM159 18V17H158ZM182 18V19H181ZM192 17L190 16V19H191ZM217 18H219V17H217ZM227 18H228V16H227ZM235 18V17H234ZM234 18L233 19H231V20H234ZM239 18V17H238ZM9 19V18H8ZM11 19V18H10ZM32 19V18H31ZM42 19V18H41ZM41 19H40V21H41ZM93 19H95V18H93ZM92 19V20H93ZM141 19V18H140ZM173 19H174V16H173ZM205 19V18H204ZM206 19H208V18H206ZM244 19V20H245ZM251 19V20H250ZM14 20V19H13ZM43 20V19H42ZM103 20H104V17H103ZM128 20V19H127ZM146 20V19H145ZM147 20H149V18L147 19ZM201 20V23H202V19H200ZM220 20V19H219ZM224 20V19H223ZM223 20H222V22H223ZM6 21V20H5ZM9 21V20H8ZM38 21V20H37ZM56 22V23H54V24H56V25H53V27H54V29L55 28H57L58 27V24L57 23H59V22ZM101 21V20H100ZM152 21V20H151ZM226 21V20H225ZM33 21H32V26L31 25H29V27H30V29H31V33H35V32H37L36 30H38L39 29V27L40 26H38V24H35ZM45 22H42L45 26H46V24H45ZM83 22H84V20H83ZM93 22H94V20H93ZM145 22V21H144ZM183 22V23H182ZM199 22V21H198ZM219 22V21H218ZM42 23L41 24H39V25H42ZM52 23V24H51ZM82 23V22H81ZM92 23V22H91ZM132 23V22H131ZM149 23V22H148ZM159 23V22H158ZM201 23H199L200 25H201ZM220 23V22H219ZM234 23V22H233ZM232 23V24H233ZM260 24H261V22H259ZM259 23H257L258 25H259ZM263 23H264V21H263ZM27 24V23H26ZM75 24H77V22L75 23ZM78 24H79V22H78ZM77 24V25H78ZM140 24V23H139ZM143 24V23H142ZM152 24V23H151ZM187 24H188V22H187ZM214 24V23H213ZM231 24V26H232V29H233V25ZM250 24V23H249ZM11 25H12V23H11ZM80 25V24H79ZM85 25V24H84ZM155 25H157L156 23L154 24V26ZM192 25V24H191ZM207 25V24H206ZM222 25V24H221ZM228 25H229V23H228ZM56 26V27H55ZM219 26V25H218ZM231 26H229L230 28H231ZM251 26V25H250ZM250 26H249V28H250ZM261 26L263 27L262 29L261 28H259L258 26H257V28H259V29H261L263 32H264V24L262 25L261 24ZM27 27H28V25H27ZM156 27V26H155ZM157 27H158V25H157ZM193 27V26H192ZM202 27V26H201ZM214 27V26H213ZM222 27H224V25L222 26ZM222 27H221V29H222ZM226 28H229V27H227V26H225ZM255 27V26H254ZM50 28L52 29V27L50 26ZM188 28V27H187ZM186 28V29H187ZM189 28H191V27H189ZM204 28V27H203ZM202 28V29H203ZM234 28H235V26H234ZM256 28V27H255ZM44 29V28H43ZM46 29V28H45ZM48 29H49V26H48ZM140 29V28H139ZM185 29V30H186ZM198 29V28H197ZM196 29V30H197ZM205 29V28H204ZM203 29V30H204ZM207 29V28H206ZM220 29V31L222 32V30L223 29H225V28H223L222 30ZM251 29V28H250ZM249 29V30H250ZM47 30V29H46ZM45 30V31H46ZM53 30V29H52ZM56 30V29H55ZM104 30V29H103ZM142 30H145V29H142ZM150 30H151V28H150ZM165 30L166 29H164V33L163 34H166V33H168V32H165ZM180 30V31H179ZM184 30V31H185ZM188 30V29H187ZM196 30H194V31H196ZM229 30V29H228ZM235 30H236V28H235ZM234 29L233 30H229L230 32H229V35L230 34H233V33H235V34H240L239 32H241L242 30L241 29H238L237 28V30L238 31H235ZM241 30V31H240ZM253 30V29H252ZM251 30V31H252ZM257 30V29H256ZM255 30V32H257V33H259L258 31H256ZM260 30V31H261ZM43 31V30H42ZM41 31V32H42ZM167 31V30H166ZM189 31V30H188ZM191 31V30H190ZM200 31V30H199ZM55 32V31H54ZM143 32V31H142ZM149 32V31H148ZM183 32V31H182ZM186 32V31H185ZM196 32H198V31H196ZM204 32V31H203ZM31 33H29L30 35H32ZM40 33V32H39ZM171 33H169V34H171ZM190 33V32H189ZM224 33V32H223ZM226 33H227V30H226V32H225V34L224 35H226ZM242 33V32H241ZM262 32H260V35H262L261 36V38H259V39H263V42H264V33H262ZM49 34V33H48ZM158 34H160V33H158ZM181 34H184V32L183 33H181ZM188 34V33H187ZM208 34V33H207ZM213 34V33H212ZM221 34V33H220ZM219 34V35H220ZM228 34V33H227ZM244 34V33H243ZM252 34V33H251ZM256 34V33H255ZM51 35V34H50ZM175 35V37H176V39L178 40V38H177V36H176V34H174ZM178 35V34H177ZM190 35V34H189ZM194 35V34H193ZM196 35V34H195ZM200 35V34H199ZM198 35V36H199ZM203 35V34H202ZM215 35H217V34H215ZM237 35V36H238ZM259 34H257V36H258ZM259 35V36H260ZM29 36V35H28ZM33 36V35H32ZM35 36V35H34ZM105 36V35H104ZM159 36H161V34L159 35ZM166 36V37H165ZM173 36V34H171V36L170 37H172ZM179 36H180V34H179ZM204 36V35H203ZM233 36V35H232ZM237 36H235V37H237ZM239 36H242V35H239ZM245 36V35H244ZM251 36V35H250ZM20 37V36H19ZM107 37H109V36H107ZM163 39L162 40H164V42L166 41V40H168V39H166L167 37H169V35H163V36H161ZM174 36H173V38H175ZM208 37V36H207ZM219 37V36H218ZM224 37V36H223ZM227 37V36H226ZM229 37V36H228ZM228 37L226 38V40L228 41ZM231 37V36H230ZM230 37H229V39H230ZM249 37V36H248ZM247 37V41L248 40H252L253 41V39L251 38V39H249ZM252 37V36H251ZM17 38V37H16ZM24 38H25V36H24ZM23 38V39H24ZM104 38V37H103ZM183 38V37H182ZM196 38H198V37H196ZM210 38V37H209ZM215 39H216V37H214ZM239 38V37H238ZM253 38H256V35L254 36V34H253ZM22 39V38H21ZM22 39V41L20 40V43L21 44H23L22 46H24V48L26 47V45H28V44H30V43H28V40H23ZM30 39V38H29ZM43 39V38H42ZM145 39V38H144ZM160 39V38H159ZM170 39V38H169ZM176 39L174 40L175 42H176ZM179 39H180V37H179ZM187 39V38H186ZM219 39V38H218ZM240 39H242L241 37L239 38V42L241 43V41H240ZM258 39V38H257ZM256 40V41H260V40ZM32 40H34V39H32ZM47 40V39H46ZM106 40V39H105ZM109 40V39H108ZM148 40H153L152 38L150 39H148ZM157 40V39H156ZM182 40V39H181ZM211 40V39H210ZM213 40V39H212ZM217 40V39H216ZM215 40V41H216ZM235 40H237V39H235ZM254 40V41H255ZM17 40L15 39V42H16ZM30 41V40H29ZM143 42H144V40H142ZM174 41H172V42H174ZM183 41H184V39H183ZM191 41V40H190ZM189 41V42H190ZM197 41H199V40H197ZM223 41V40H222ZM227 41H225V43L227 44ZM232 40L230 39V42H231ZM234 41V40H233ZM245 41V40H244ZM250 41L249 42H246V43H250ZM251 41V42H252ZM255 41V42H256ZM8 42H9V40H8ZM10 42L12 43V40L10 39ZM7 43V45H6V43H3V42H1L0 43V50H2V49H4V51H5V49L7 48V50H9V46L11 45L12 46V48H13V43L11 44V43ZM13 42H14V40H13ZM14 42V43H15ZM18 42V41H17ZM17 42H16V44H17ZM106 42V41H105ZM110 42V41H109ZM148 42V41H147ZM147 42H146V40H145V47H143V48H145V51H146V48H149L148 46H150V49H151V52H152V50L153 49H155V48H157V49H155V51L154 52H152V58L151 57H149V56H151L150 54H149V59H147V60H149L150 62H149V64L151 65V66H149V71L146 73V74H144V75H142L140 72H139V74H137L136 75V78H137V80H136V83H134V85H133V87L130 85V88H127L126 87V84H127V82L124 84V82L126 81H124L123 82V79H124V77H126V76H128L129 78H130V76L131 75H133V73L134 72H136V70L134 69V70H132V67L134 66V68H136L137 69V67H135V65H133L132 67H131V70H129L130 71V73H131V71H132V73L130 74V75H126V70H128V65H127V67H125V68H127L126 70L124 69V70H122L123 71V73L124 72H126V73H124V75L125 76H123V73L121 74L120 72H121V70L119 69V74H118V70H116L115 71V67H113V69H114V71L115 72H113V71H111V70H113V69H111L112 67H110L108 70L104 67V66H101L99 63V65L96 67V66H94L93 68H94V70H95V68H96V72L94 71V70H92L91 68L88 70L87 68V71H86V73L85 74H83L82 75V77L80 76L79 78H80V81H78L79 83H81L82 82V87H81V90L83 91V85H85L84 83L86 82L87 83V85L89 84V83H91L93 80H94V78H95V80L96 81H98L97 83V85H95L96 87H94V84H93V86H91V87H89V85L87 86L86 85V87H85V89L86 88H90V90L89 91H87L88 92V94H84L85 92H86V90H84V95H85V100H83V101H80V100H78V98H76L75 97V102L73 101V105H75V103L77 104V105H75V106H78L79 108H80V110H81V112H82V110H85V106H86V104H88L87 106L88 107H86V109H87V111L86 112H88V111H95L99 106L101 107V106H103L102 105V103H105V104H107L106 106H107V108H108V106H110V104H112L111 105V109L113 108V110H114V108L116 109V105L118 104V105H120V103H119V101L118 100H120V99H123L124 97H123V95H125V96H127V99L126 100H129L130 102H128L129 103V105H131L132 103H133V105L135 106V104H137L138 105V103H136V101L137 102H140V104H141V101L143 100H145V102H148L147 103V105H148V107L149 108H151L150 107V105H149V102L150 101H152V104L153 103H155V105H157V103L159 104V105H161L162 104V106H163V108L166 110H164L163 108H161L160 107V109H159V107L157 108L154 104V106L157 108V109H159V112H165L166 114L165 115H167V114H169V115H167L166 116V118L165 119H167V120H165V121H167L165 124H166V126H171V127H167L168 129L170 128L172 131L171 132H173V133H171V134H173L172 136H174V135H176V137L177 138H175V137H173V138H175L176 140H175V144H176V141H179L180 143H181V147L183 146V145H192L193 144V148L190 150V152L188 153V154H190V156H189V158H187V159H185V160H187V161H185L184 159V162H183V164L185 165L184 167H183V174H184V176L182 175V178H180L179 179V181L177 180V181H174V178H172L173 179V181H174V183L175 184H173V181H172V184L173 185H170L171 187L170 188H172L171 190H172V195L173 194H175L176 195V191L175 190H177V189H175L174 191L176 192V193H174V191H173V187L174 188H177V187H179V189H180V187H182V189L183 190H185V193H187L188 191L190 192V191H194V189H195V193H196V190L198 191V190H200V192L202 191V193H204L205 195H206V193L208 194L209 193V195H210V193H211V197L213 198V199H211V200H209V204L208 203H205V204H208L209 206H208V209H209V211L206 213V211H204V209H202L201 208V210L202 211H199V216H200V218L202 219H200L201 220V222H202V224L204 223V220L206 221V219H207V217H208V221H207V223H209V225L205 222L203 225L205 226H203L202 224H201V227L203 228L204 227V229L202 230V234H200L201 236H199V238H200V242L199 243H202V245L200 244V248H201V252H203L204 254H206V256L208 257V258H210L211 259V264H264V109H263V107H264V93L262 94V92L260 93V92H258L257 91V94H256V97H254V100H252L251 98H247L246 99V96H245V91H244V87H243V85H245V82L243 83L242 81H247L246 79H249L248 81L250 82V84H251V81H250V78H247V77H255V73L256 72H260L261 71V69H260V67H261V65H264V59H262V62H263V64H260V66L258 67V66H254L253 65V67H255L256 68V72H254V75L253 74H251L254 70H253V67H250V69H248V67L249 66H247V72L248 73H250L249 75H247V74H245V73H243V70H242V75H241V77L240 78H242V77H244V79H238V77L239 76H237V78H236V71H235V73H234V71L232 70L233 69V66L231 65V62L229 61V63H226V62H221V59H219L220 60V62H219V60H218V58H217V60H215V58H216V56L212 53V52H210V56H215L214 58L212 57V59H214L216 62H218V64L220 65L221 63H226L227 65L229 64L230 66H231V68H230V66H228L229 67V70H227V72L228 71H230V72H232L233 74H230V72H229V75L230 76H232L231 78L228 76V78L227 79H229L230 78V81L228 82V85L226 84L224 87H227V91H228V93H227V91L226 90H223L224 91V93L226 92V95H230L229 93H231L232 95H230L229 97H228V100H227V98H226V100H224V99H221L222 97H220L221 96V94L220 93H222V92H220L219 93V95L220 96H217L218 98H216V99H218V101L220 102H218L217 100H216V102L217 103H219V104H216V105H218L217 106V108H216V110H215V113L213 112L212 113V115H213V117H214V119L213 118H211L210 116H208L207 118L209 119V120H206V119H204V121H203V118H205L204 117V114H203V118H202V122H201V120L200 119H195L196 120V122L197 123H199V124H191L192 126H188V125H186L185 123H183V121H184V116H182L183 118H181L180 117V119H182L183 121H181L182 122V124L181 123H177L178 122V120H175L174 118H176V117H174V116H176L179 112H183L184 110V107H186V104L187 103H189L188 105H190V102H191V100L192 101H194V99L195 100H197V101H195V102H193V103H196V105L194 104V106H197L199 103H198V101H199V99L201 100V98L203 97V95H205V94H203V92L204 91H202V86H201V88H200V84L202 85V79L200 80L199 79V77H200V75H198L197 77H198V79L199 80H197L196 79V75H194L193 76V74L192 73H190L189 71H188V69L190 68V71L192 72V69H191V67H189L190 65H189V63H191V64H194V63H196V61H198V60H200L201 61V59H199L200 58V56L198 55V54H194V51H195V48L194 47H191L192 49H190V50H192L193 51V48H194V51H193V54L191 53H189V51L190 50H188V51H186V52H188L186 55L187 56H184L185 55V53H184V55H183V57H182V54L180 55V53L181 52H179V53H177L178 52V50H177V52H175V50H173V47H171L170 45H168V43H170V40L168 41V43H167V41H166V45L168 46V47H170V48H167L166 47V45H164L165 46V48H167L168 49V51H171V52H168L163 46H161V44L159 45V46H156V44H155V42L156 41H154L153 40V43H152V41H149L148 43H150V45L149 44H147ZM181 42V41H180ZM180 42H178V43H180ZM204 42V41H203ZM208 42V41H207ZM217 42V41H216ZM243 42V41H242ZM255 42H253V43H255ZM261 43H263L262 41H260ZM108 43V42H107ZM212 43H214L213 41L211 42V44ZM232 43V42H231ZM236 43V42H235ZM261 43H259L258 44V42L256 43V44H258V45H260V46H256V44H255V46L254 47H258L259 49L261 48V50H257L258 48H254V49H256L258 52V59L259 58H262L263 57V55H264V48L262 47V46H264L263 44H262V46H261ZM9 44V45H8ZM139 44V43H138ZM215 44V43H214ZM17 45H19L20 46V44H19V42H18V44ZM109 45V44H108ZM108 45H107V47H108ZM140 45H142V44H140ZM199 45V44H198ZM225 45V44H224ZM237 45V44H236ZM245 45V44H244ZM11 46H10V49H12L11 48ZM29 46H32L31 44L29 45ZM117 46H119V45H117ZM139 46V45H138ZM182 46V45H181ZM190 46H192V44L190 45ZM212 46V45H211ZM216 46V45H215ZM227 46V45H226ZM234 46V45H233ZM232 46V47H233ZM239 46V45H238ZM241 46V45H240ZM253 46H252V49H253ZM14 47H16V48H14V49H17V46L16 45H14ZM33 47V46H32ZM37 47V46H36ZM177 47V46H176ZM184 47H185V44H184ZM217 47V46H216ZM236 47V46H235ZM28 48V46L26 47V49ZM121 48V47H120ZM126 48V47H125ZM137 48V47H136ZM135 48V49H136ZM141 48V47H140ZM172 48V49H171ZM228 48V47H227ZM234 48V47H233ZM237 48V47H236ZM235 48V49H236ZM242 48V47H241ZM250 48H251V46H250ZM263 48V49H262ZM18 49H20V47L18 48ZM17 49V50H18ZM96 49V48H95ZM108 49V48H107ZM128 49H129V47H128ZM150 49H148L149 50V52L147 51L146 53H151L150 52ZM170 49V50H169ZM174 49H175V47H174ZM180 49V48H179ZM185 49H186V47H185ZM185 49H183L184 51H185ZM203 49V48H202ZM212 49V48H211ZM239 49H240V47H239ZM248 49H249V47H248ZM103 50V49H102ZM133 50V49H132ZM144 50V49H143ZM182 50V51H183ZM224 50V49H223ZM229 50V48L227 49V51ZM232 50V49H231ZM236 50H238V48L236 49ZM251 49H249L248 51H250ZM3 51V50H2ZM11 51H13V50H10L9 51V53L8 54H10L11 53ZM92 51H94V50H92ZM101 51V50H100ZM137 51V50H136ZM181 51V50H180ZM226 51V52H227ZM233 51V50H232ZM239 51H241V50H239ZM254 52H252V51H250V52H252V53H255L256 51L255 50H253ZM133 52H135L134 50H133ZM138 52V51H137ZM144 52V51H143ZM142 52V53H143ZM157 52V55L155 54ZM200 52V51H199ZM199 52H197V53H199ZM221 52V51H220ZM0 53H1V51H0ZM95 53V52H94ZM123 53V52H122ZM145 53V54H146ZM195 53H196V51H195ZM218 53V52H217ZM231 53V52H230ZM229 53V54H230ZM237 53H239V52H237ZM244 53H245V50H244ZM244 53H241V55L243 54L244 55ZM21 54V53H20ZM134 54V53H133ZM144 54V55H145ZM227 54H228V52H227ZM226 54V55H227ZM228 54V55H229ZM234 54V53H233ZM246 54H249V53H246ZM115 55V54H114ZM121 55V54H120ZM124 55L125 54H123V56H121V58L122 59H126V58H124ZM135 55V54H134ZM154 55H156V56H154ZM201 55V54H200ZM227 55V56H228ZM232 54H230V56H231ZM237 54H236V51H235V56H236ZM241 55H237L238 57L240 56V57H242ZM19 56V55H18ZM110 56V55H109ZM117 56V55H116ZM132 57L131 58H133L134 56L133 55H131ZM154 56V57H153ZM202 56V55H201ZM209 56V57H210ZM222 56V55H221ZM233 56V55H232ZM236 56V57H237ZM245 56H247V55H244V58H245ZM250 56H251V54H250ZM15 57V56H14ZM20 57V56H19ZM23 57V56H22ZM119 57V56H118ZM142 58L143 57H145V56H141ZM185 57H187V60L185 59ZM206 56L204 55V57H202L203 59L205 58ZM16 58V57H15ZM92 58V57H91ZM110 58H112V56L110 57ZM221 58V57H220ZM254 59H255V57H253ZM97 59V58H96ZM96 59H95V57H94V60L96 61ZM118 59V60H117ZM116 60L114 59V62H115V64H117L118 62H120L121 60L119 59V58H117ZM134 59L135 58H133V62H134ZM207 59H208V57H207ZM233 58H231V60H232ZM235 59V58H234ZM240 59V58H239ZM247 59H248V56H247V58H246V61H247ZM252 59V58H251ZM98 60V59H97ZM137 60V59H136ZM143 60V59H142ZM141 60V58H140V60H138V61H141V62H144V60L142 61ZM147 60H145V62L143 63V65L142 64H140L141 65V67H140V65H139V67L141 68V69H144L145 68V66H148V61ZM213 60V61H214ZM222 60H224V59H222ZM245 60V59H244ZM94 61V62H95ZM111 61H113V60H111ZM123 61V60H122ZM121 61V63H122V65L123 64H125L124 62H125V60H124V62H122ZM129 61H131L130 59H129ZM137 61V62H138ZM210 61V60H209ZM234 61V60H233ZM238 61V60H237ZM240 61V60H239ZM238 61V62H239ZM249 61V60H248ZM87 62H90V61H87ZM99 62V61H98ZM113 62V63H114ZM128 62V60L126 59V63ZM132 62V61H131ZM194 62V63H193ZM206 62V61H205ZM212 62V61H211ZM215 62V63H216ZM236 62V61H235ZM257 62V61H256ZM79 63H80V61H79ZM85 63V62H84ZM83 63V64H84ZM111 63V62H110ZM175 63H176V65H175ZM245 63V62H244ZM243 63V64H244ZM258 63V62H257ZM261 63V62H260ZM86 65H87V63H85ZM131 64H133V63H131ZM130 64V65H131ZM136 64V63H135ZM144 64H145V66H144ZM197 65H198V62L196 63ZM225 64V65H226ZM235 64V63H234ZM237 64V63H236ZM246 64V63H245ZM248 64L250 65V61L248 62ZM252 64V63H251ZM102 65H104V64H102ZM111 64H109V66H110ZM217 65V64H216ZM24 65H22V66H20V65H17V66H14L15 67V69L14 68H10L9 70H11V74H9L10 75V77H11V79H10V81L8 80V82L11 84V81H14V82H12V84L14 83V87L17 85H19L20 87H22V85H23V88H24V90H26L27 91V93H29L28 94V96L26 95V96H24L26 93V91L23 93V92H21V90L20 89H18V90H16V89H12L13 90V92H12V90L11 91H3L2 90V92L3 93H0V112H1V114L3 113V116L5 117V118H10V120L12 119V123L13 124H11V129L13 128H15V130H11V129H9L10 127H5V129H4V127L2 128L1 127V129L0 130H5V131H3V133H5L4 134V136H5V138L6 137H8V138H6V142H7V140L8 141H11L12 142V140H13V142H17V143H19V142H22L21 140H23L24 138L26 139V137H27V139L28 138H31V137H33V136H31V134L33 133V135H34V137L37 135V133L39 132V131H43V129L41 130H37V127H39L40 125H43L45 122L44 121H46L44 118H45V115L41 118L40 116L41 115H38V114H36V112H35V110H34V112H35V114L34 115H36V116H30V115H33V114H31L29 111L27 112V110H28V108L29 107H31V106H29L28 107V104L29 103H31L30 101H33V103H34V99H36V98H34V97H36V96H38V95H40L39 93H36V91H33V92H31L32 90H34L33 88H31L30 86H33V85H35V86H37L38 87V90L41 92H43V90H45V89H48V87H51V86H49V85H53V87H51L50 88V92H52V94H55V93H57V92H55V93H53V91H58L57 90V87L59 88L60 87V85L59 84H61L62 82L61 81H59V83L57 84H55V79H52L53 77V75L51 76V74H43V73H34V72H32V71H30L28 68H26L25 66L23 67ZM108 66V67H109ZM113 66V65H112ZM120 66H121V64H120ZM142 66H144V67H142ZM210 66V65H209ZM221 66H223L222 64H221ZM251 66V65H250ZM71 66H69V68H67V70L65 71V74H67L68 73V71L70 72L71 70H72V67L70 68ZM99 67V68H98ZM102 67V68H101ZM107 70V71H105V69ZM107 67V68H108ZM124 67V66H123ZM194 67V66H193ZM192 67V68H193ZM199 67H201V66H199ZM226 67V66H225ZM263 67V66H262ZM261 67V68H262ZM17 68V69H16ZM23 68V69H22ZM84 68V67H83ZM89 68V67H88ZM98 68V69H97ZM139 68V69H140ZM207 68V67H206ZM208 68H210V67H208ZM214 68V67H213ZM220 68V67H219ZM222 68V67H221ZM258 68L260 69L259 71H258ZM12 69H14L13 71H12ZM117 69V68H116ZM138 69V70H139ZM139 70V71H141L142 72V70ZM146 69V68H145ZM144 69V70H145ZM211 69V68H210ZM209 69V71L207 70V73L209 74L210 73V71H211V73H212V69L210 70ZM216 69V68H215ZM226 69V68H225ZM224 69V70H225ZM74 70V69H73ZM91 70V71H90ZM103 70V71H102ZM196 70V69H195ZM195 70H193L194 72H195ZM206 70V69H205ZM237 70V69H236ZM105 71V72H104ZM134 71V72H133ZM200 71V70H199ZM198 71V72H199ZM219 71V70H218ZM244 71H245V69H244ZM264 71V70H263ZM95 72V73H94ZM138 72V71H137ZM198 72H196V73H198ZM222 72V71H221ZM8 72H6V74H7ZM72 73V72H71ZM75 73V72H74ZM200 73V72H199ZM202 73V72H201ZM210 73V74H211ZM220 73V72H219ZM224 73H226V72H223V73H220V74H224ZM64 74V75H65ZM121 74V75H120ZM129 74V73H128ZM195 74V73H194ZM206 74V73H205ZM208 74H206V75H208ZM213 74V73H212ZM211 74V75H212ZM218 73H215V76L217 77L218 75H220V74H218ZM228 74V73H227ZM259 74H261V73H259ZM263 74V73H262ZM4 76L2 77L3 78V80H6L7 81V79H4L5 78V73L3 74ZM9 75L7 74V78L9 79ZM12 75V76H11ZM19 75V78L17 77ZM69 74H67V75H65V78L66 77H68L67 79H65L64 77V80L65 81H68V82H72L71 84L72 85H70V87H69V90H67V92H70V94L72 95L73 94V98H74V96H77V92H76V90H80V87H79V84H78V82H77V85H78V87L77 86H75L74 85V83H75V81H77L76 79H78L77 78V76H74V74L72 73L70 76V79H69V76H68ZM211 75L209 76V77H211ZM235 75V76H234ZM247 75V76H246ZM63 76V75H62ZM72 76H74L73 78H72ZM121 76H123V77H121ZM204 76V75H203ZM202 75H201V77H203ZM213 76V75H212ZM223 76V75H222ZM14 77H16V78H14ZM21 77H23V78H21ZM127 77V78H128ZM138 77H139V79H138ZM208 77V78H209ZM216 77H215V79H216ZM225 77V76H224ZM246 77V78H245ZM257 77H259V75H258V73H257ZM257 77H255V78H257ZM261 77V76H260ZM260 77L258 78V80L260 79ZM1 78V77H0ZM14 78V79H13ZM55 78V77H54ZM117 80V82H116V80ZM135 78V79H136ZM140 78H143V79H146L145 81H147V82H145V81H143L142 82V80L143 79H141L140 80ZM205 79H206V77H204ZM212 78V77H211ZM210 78V79H211ZM219 78V81H218V83H220L221 82V80H223V79H221L220 80V76L218 77ZM223 78V77H222ZM262 78V77H261ZM17 79H18V81L20 82H18L19 84H17ZM22 79V80H21ZM29 79H30V82L32 83V84H30V82H29ZM97 79H99V80H97ZM227 79H226V81H227ZM231 79L233 80V84L232 85H230L231 83H232V81H231ZM2 80V79H1ZM1 80H0V82H1ZM2 80V81H3ZM15 80H16V82H15ZM64 80H62V81H64ZM70 80V81H69ZM108 82H107V81ZM128 80V79H127ZM133 80V79H132ZM148 80H149V82H148ZM204 80V79H203ZM206 80H208V82L210 81V83H208L209 84V87H210V85H214L215 86V84H213V82L211 83V80H209V79H206ZM257 80V79H256ZM6 81H3V83L5 84V82ZM96 81H93V82H96ZM110 81V82H109ZM112 81V82H111ZM114 81H115V83H114ZM200 81V82H199ZM224 81H225V79H224ZM260 81V80H259ZM8 82H6V84L7 85H5V87L6 86H8ZM29 82V83H28ZM52 82H53V84H52ZM84 82V83H83ZM105 82H107L108 84L110 83V88H111V84L112 85H114V87H112L111 88V90L112 91H110V89L109 88H107V83H105ZM217 82V81H216ZM254 82V81H253ZM2 82L0 83V84H3ZM16 83V84H15ZM23 83V84H22ZM35 83V84H34ZM64 83V82H63ZM114 83V84H113ZM200 83V84H199ZM205 83V82H204ZM223 83V82H222ZM230 83V84H229ZM4 84H3V86H4ZM11 84V85H12ZM22 84V85H21ZM24 84H26V85H28L29 86V88H28V86H26L25 87V85ZM224 84V83H223ZM249 84V83H248ZM249 84V85H250ZM9 86V88H6L7 90L8 89H10V87H12L13 88V86ZM81 85V84H80ZM99 85L101 86H103L104 87V85H107V86H105V89L107 90V92H106V90L105 89H103V90H105L104 92H103V90L101 89V91H99L98 90V87H99ZM205 86H206V84H204ZM220 85H221V83H220ZM247 85V84H246ZM256 85V84H255ZM253 86V87H256V86ZM264 85V84H263ZM2 86V87H3ZM54 86H55V88H54ZM57 86V87H56ZM98 86V87H97ZM102 86H101V88H102ZM115 86H116V88H115ZM205 86H203V87H205ZM213 86V87H214ZM5 87H3V88H5ZM42 87H44L43 88V90H42ZM75 87H76V89H75ZM207 87H208V85H207ZM212 87V88H213ZM221 87V86H220ZM248 87H250V86H248ZM252 87V86H251ZM252 87V88H253ZM17 88V87H16ZM25 88H27V89H25ZM32 89V90H29V89ZM56 89V90H51V89ZM63 88V87H62ZM61 88V89H62ZM78 88V89H77ZM88 88V89H89ZM96 88V89H95ZM100 88V87H99ZM117 89L115 92H114V90L115 89ZM211 88V87H210ZM215 88V87H214ZM0 89H2V88H0ZM60 89V88H59ZM60 89V90H61ZM75 89V90H74ZM119 89V90H118ZM196 89V93H194L195 90ZM198 89H199V91H198ZM201 89V90H200ZM209 89V88H208ZM218 89V88H217ZM249 89V88H248ZM259 89V88H258ZM23 90V89H22ZM97 90V91H96ZM204 90V89H203ZM245 90H246V88H245ZM254 90H256V89H254ZM14 91H20V93L21 94H17L16 92L14 93ZM29 91V92H28ZM46 91V90H45ZM44 91V92H45ZM82 91H79V93L81 94V92ZM221 91V90H220ZM5 92V93H4ZM47 92V91H46ZM75 92L77 93L76 95H75ZM101 92V95L104 93V94H106L107 95V93H110L109 95H108V97H105V99H103V96L101 97L100 96V94H98V93H100ZM103 92V93H102ZM106 92V93H105ZM202 92V93H201ZM247 92V91H246ZM249 92V91H248ZM256 92V91H255ZM31 93V94H30ZM210 93V92H209ZM216 93V92H215ZM224 93H222V95L224 94ZM24 94V95H23ZM47 94V93H46ZM48 94H49V92H48ZM66 94V93H65ZM69 94V93H68ZM79 94V95H80ZM103 94V95H104ZM247 94V93H246ZM21 95V96H20ZM23 95V96H22ZM29 95H30V97H29ZM42 95V94H41ZM57 94H55V96L54 97H57L56 96ZM62 95V94H61ZM78 95V96H79ZM82 95V94H81ZM110 95H111V97H110ZM218 95V94H217ZM225 95V97H227ZM32 96H33V100H32ZM66 96H68V95H66ZM224 96V95H223ZM248 96V95H247ZM47 97V96H46ZM62 97V96H61ZM82 97H83V95H82ZM101 99H100V98ZM132 97V98H131ZM224 97V98H225ZM241 97V98H240ZM252 97V98H253ZM69 98V97H68ZM96 98H98V99H100V101L98 102V101H96ZM107 98H110V99H108L107 100ZM129 98H131V100L129 99ZM204 98V97H203ZM203 98H202V100H203ZM209 98V97H208ZM211 98V97H210ZM45 99V98H44ZM64 99V98H63ZM62 99V100H63ZM65 99H67V97L65 98ZM72 99V98H71ZM71 99H69V101L71 100ZM149 99V100H148ZM176 99V100H175ZM53 100V99H52ZM74 100V99H73ZM106 100V101H105ZM175 100V101H174ZM212 100V99H211ZM37 101V100H36ZM55 101V100H54ZM68 101V100H67ZM68 101V102H69ZM72 101V100H71ZM86 103H85V102ZM156 101H157V103H156ZM204 101V100H203ZM202 101V102H203ZM229 101H232L231 103L233 104V106H231L230 104V102ZM65 102V101H64ZM97 102L98 103H100L101 105H97ZM107 102V103H106ZM121 102V101H120ZM123 102V101H122ZM124 102H126L125 101V98H124ZM132 102V103H131ZM145 102L143 103V104H145ZM215 102V101H214ZM213 102V103H214ZM67 103V102H66ZM69 103H71V102H69ZM69 103H67V105L69 104ZM108 103H109V105H108ZM128 103H127V105H128ZM131 103V104H130ZM212 103V102H211ZM222 103V104H221ZM230 103V104H229ZM235 103V104H234ZM46 104V103H45ZM44 104V105H45ZM51 104V103H50ZM62 104H64V103H62ZM92 104V105H91ZM122 104V103H121ZM126 104V103H125ZM151 104V103H150ZM42 105H43V101H42ZM66 105V106H67ZM123 105H124V103H123ZM123 105H122V107H123ZM127 105H125V107L127 106ZM128 105V106H129ZM185 105V106H184ZM187 105V106H188ZM213 105V104H212ZM215 105V104H214ZM215 105V106H216ZM47 106V105H46ZM49 106V105H48ZM51 106V105H50ZM63 106V105H62ZM70 106V105H69ZM75 106H74V109H75ZM105 105H104V108L102 107V109L101 108H99L100 109V111L102 110V111H104L106 108ZM132 106V105H131ZM143 106H145V107H147L146 105H143ZM143 106H142V109H143ZM152 106V105H151ZM170 106H172V108L170 107ZM174 106H175V108H174ZM192 106L193 105H191V108H192ZM194 106H193V108H194ZM33 107V106H32ZM44 106H42V109H44L43 111V113H45V108H43ZM78 107H76V108H78ZM91 107V108H90ZM94 107V108H93ZM125 107H123V110H124V108ZM148 107H147V110L151 113V111L148 109ZM214 107V106H213ZM231 107V108H230ZM243 107H246L245 109L246 110H243ZM57 108V107H56ZM69 108H71V107H69ZM78 108V109H79ZM92 108H93V110H92ZM109 108V109H110ZM118 108H121V106H117V111L119 112V110H118ZM141 108V107H140ZM170 108H171V110H170ZM174 108V109H173ZM41 109V110H42ZM51 109H53V108H51ZM72 109V108H71ZM110 109V110H111ZM126 110L127 109H130V106H129V108L127 107V108H125ZM131 109H133V110H131ZM130 110L131 111H135L134 109L135 108H131ZM152 109V108H151ZM154 109V108H153ZM153 109H152V111H153ZM161 109H163V110H161ZM188 109H189V107H188ZM213 109V108H212ZM248 109V110H247ZM30 110V109H29ZM38 110V109H37ZM40 110V111H41ZM48 110V109H47ZM67 110V112L69 111V109L67 108L66 109ZM108 110V109H107ZM112 110V111H113ZM116 110H114V111H116ZM122 109H121V111H123ZM126 110H124L123 111V113H127V111ZM161 110V111H160ZM175 110V111H174ZM243 110V111H242ZM32 111V110H31ZM76 111V110H75ZM79 111V110H78ZM78 111H77V114H78ZM99 110H97V112H98ZM99 111V112H100ZM102 111L100 112L101 114H102ZM138 111V110H137ZM147 111V112H148ZM174 111V112H173ZM177 111V112H176ZM185 111H187L186 110V108H185ZM195 112H196V109L194 110ZM202 111V110H201ZM213 111V110H212ZM211 111V112H212ZM38 112V111H37ZM80 112V111H79ZM85 112V111H84ZM91 112H88L87 114H89L90 113V117H89V120H88V116L86 117V119L88 120L87 122H86V119H85V125H91L92 127L93 126H95V125H102L103 124V122H106L105 120H103V115H101V119L100 120H96V117H94V119H90L93 115L91 114ZM104 112H106V111H104ZM111 112V111H110ZM109 112V113H110ZM136 112V111H135ZM140 112H142V110L140 109ZM145 112V108H144V111H143V113ZM159 112H157V117H155L154 115H155V112H154V115H152V113H151V116H153V117H155V118H157L158 119V115H159ZM195 112H194V114H195ZM241 112V113H240ZM243 112H245V115H243L244 113ZM249 112H251V113H249ZM30 113V115H28ZM41 113V112H40ZM71 113V112H70ZM93 113V112H92ZM95 113V112H94ZM108 113V114H109ZM128 113H129V111H128ZM176 113V114H175ZM201 113V112H200ZM249 113V114H248ZM42 114V113H41ZM68 114H69V112H68ZM84 114V113H83ZM98 114V113H97ZM106 114V113H105ZM111 114H113V113H111ZM119 114H121L120 112H119ZM118 114V115H119ZM136 114H138V115H140L141 113H131V115H134V117H132L133 119L132 120H139V122H142V120L144 121V120H149L148 118H150L151 116H149L148 114H146V115H148L149 117L147 118H145V113L144 114H142V115H144L143 117H144V119L141 117L142 115H140L139 117L141 118H137L136 117ZM161 114V113H160ZM175 114V115H174ZM209 114V113H208ZM38 115V116H37ZM71 115V114H70ZM73 115V114H72ZM86 115V114H85ZM117 115V114H116ZM125 115H127V114H125ZM137 115V116H138ZM181 115H182V113H181ZM190 115V114H189ZM27 116H30L31 118L32 117H34L33 119H31V120H26L25 118H27ZM69 116V115H68ZM75 116V115H74ZM103 116V117H102ZM128 116H129V114H128ZM127 116V117H128ZM162 116H164L163 114H162ZM180 116V115H179ZM250 116H252V117H250ZM3 117V118H4ZM39 117L40 119H37V118ZM67 117V116H66ZM76 117V116H75ZM107 117V116H106ZM131 117V116H130ZM136 117V118H135ZM167 117H170V118H167ZM192 117V116H191ZM195 117H196V115H195ZM198 117V116H197ZM200 117V116H199ZM4 118V119H5ZM81 118V117H80ZM83 118V117H82ZM80 119V121L81 120H83V119ZM105 118V117H104ZM188 118V117H187ZM72 119V118H71ZM118 119V118H117ZM154 119V118H153ZM163 118H161V120H162ZM177 119V118H176ZM210 119H213L212 121H210ZM6 120V119H5ZM19 120V121H18ZM25 120V121H24ZM129 120V119H128ZM136 120V121H137ZM141 120V121H140ZM190 120V119H189ZM194 120V121H195ZM197 120H199V122L197 121ZM246 120H250L252 123H253V126L252 127H248L247 126V122H246ZM40 121V122H39ZM69 120H67V122H68ZM84 121V120H83ZM116 121V120H115ZM115 121H113V122H115ZM136 121L134 122V123H136ZM172 121V122H171ZM179 121V122H180ZM186 121H188V119H186ZM249 121V122H250ZM20 122V123H19ZM39 122V123H38ZM82 122V121H81ZM118 122V121H117ZM131 122H133V121H131ZM146 122V121H145ZM151 122H154L153 120H152V118H151ZM188 122H190V121H188ZM187 122V123H188ZM193 122V121H192ZM196 122H193V123H196ZM201 122V123H200ZM207 122H209V123H207ZM5 123V122H4ZM7 123H8V121H7ZM83 123V122H82ZM143 123L144 122H142V125H143ZM169 123V124H168ZM9 124V123H8ZM8 124H7V126H8ZM67 124V123H66ZM73 124V123H72ZM74 124H76V123H74ZM109 124V123H108ZM139 124H141V123H139ZM145 124H147V123H145ZM164 124V125H165ZM172 124V125H171ZM181 124V125H180ZM183 124H185V126L183 125ZM190 124V123H189ZM205 124H206V126H205ZM141 125V126H142ZM180 125V126H179ZM0 126H1V124H0ZM3 126V125H2ZM18 128H17V127ZM47 126H48V124H47ZM68 126V125H67ZM136 126V125H135ZM134 126V127H135ZM140 126V127H141ZM160 126H162V125H160ZM159 126V127H160ZM172 126L173 127H175V129L173 130V128H172ZM188 126V127H187ZM138 128H139V126H137ZM149 127V126H148ZM152 127V126H151ZM17 128V129H16ZM66 128V127H65ZM95 128H98L97 126L95 127ZM142 128H143V126H142ZM146 128V130H148L147 129V127H145ZM164 128V127H163ZM177 128V129H176ZM184 128H185V130L187 129L188 130V128H189V132H191V133H189V132H187V133H183V131H185L184 130ZM191 128V129H190ZM24 129H26L25 131H24ZM91 129V128H90ZM151 129H153V128H151ZM151 129H149L148 131H150ZM9 130V131H8ZM31 130H33V131H31ZM141 130V129H140ZM145 130V131H146ZM191 130V131H190ZM2 131H1V133H2ZM8 131V132H7ZM28 131V132H27ZM38 131V132H37ZM85 131V130H84ZM148 131H146V132H144V134L145 135H148L149 134V132ZM166 131H167V129H166ZM180 131H182V132H180ZM148 132V133H147ZM150 132H152V130L150 131ZM2 133V134H3ZM29 133H31V134H29ZM40 133V132H39ZM38 133V134H39ZM42 133H44V135L45 136H47L46 135V133L47 132H42ZM163 133V132H162ZM168 133V132H167ZM166 133V134H167ZM181 133H183V135L181 134ZM41 134V133H40ZM39 134V135H40ZM143 134V133H142ZM157 134V133H156ZM1 135V134H0ZM39 135H38V137H39ZM153 135V134H152ZM151 134H150V137H146L147 139H150L151 138V140L153 139V142H154V139H156V137H158V136H156L155 137V135L154 136H152ZM177 135H180V136H177ZM41 136V135H40ZM43 136V135H42ZM45 136H44V138H45ZM149 136V135H148ZM153 138H152V137ZM169 136H170V134H169ZM169 136H166V135H164V136H162L161 138H160V136H159V138L160 139H156L157 141H159V142H157V141H155L154 143L151 141V140H148V144H149V142H150V144L151 145H153L154 147H156L157 145V143H158V146H157V150H160V152H158L157 153V155H156V157H157V159H159V161H162L163 163L165 162V161H170V159H171V161H172V158H175L176 156H177V154L178 153H180V151H182V152H184L183 150H180L179 149V151H177L176 150V148L178 149V147H176L175 148V146H173L172 144H171V142L173 143V140L171 141L170 140V138H168ZM1 137V139L3 138V136H0ZM5 138H4V140H5ZM12 138V139H11ZM17 138V139H16ZM19 138V139H18ZM41 138V137H40ZM142 138V137H141ZM178 138H180V139H178ZM0 139V144H1V141H3L4 142V140L2 139L1 140ZM11 139V140H10ZM24 139V140H25ZM26 139V141H28ZM15 140V141H14ZM19 140V141H18ZM31 140V139H30ZM33 140V139H32ZM25 142V141H24ZM42 142V141H41ZM184 142V144H182ZM187 142H188V144H187ZM5 143V142H4ZM3 143V145H5ZM160 143V144H159ZM186 143V144H185ZM10 144V143H9ZM14 144V143H13ZM25 144V143H24ZM2 145V144H1ZM0 145V146H1ZM7 145H8V143H7ZM18 145V144H17ZM156 145V146H155ZM178 145V142H177V144H176V146ZM24 145H22V147H23ZM188 146V147H189ZM2 147V146H1ZM0 147V148H1ZM40 147V146H39ZM149 146L147 145V147L145 146V148H147V149H145L144 148V151H143V154H144V152H145V154H147V153H149L150 151L153 153V151H154V147H149L150 149L152 148L153 150H150L149 151V148H148ZM3 148H5V147H3ZM37 148V147H36ZM41 149H42V147H40ZM44 148H46V146L44 147ZM163 148H165L164 150H162ZM174 150H173V149ZM190 148V147H189ZM7 149L9 150V148H8V146H7ZM13 149V148H12ZM12 149H10V150H12ZM18 149H19V147H18ZM33 149V148H32ZM39 149V148H38ZM47 149V148H46ZM142 149V148H141ZM140 149V150H141ZM156 149V148H155ZM207 149H209V151L207 150ZM4 150V149H3ZM8 150H6V151H8ZM29 150V149H28ZM45 150V149H44ZM146 150H147V153H146ZM173 150V151H172ZM19 151V150H18ZM34 151V150H33ZM38 151V150H37ZM149 151V152H148ZM171 151L173 152V153H171ZM189 151V150H188ZM208 151V152H207ZM13 152H15V150H13ZM24 152V151H23ZM31 152V151H30ZM36 152V151H35ZM142 152V151H141ZM150 152V153H151ZM171 153V155H168V154H170ZM16 153H18V152H16ZM28 153V152H27ZM140 153V152H139ZM150 153H149V155H147L148 157H153V156H151L152 155V153H151V155H150ZM6 152L4 153V152H2V149H0V164H2L3 165V167H1L2 169L4 168L5 169V167H4V165H8L9 166V164H7L6 163V161H7V157H6ZM15 154V153H14ZM21 155H19L18 157H21V158H23L24 157V155H23V157H22V152L20 153ZM156 154V153H155ZM155 154H153L154 155V158H155ZM17 155V154H16ZM26 155V154H25ZM28 155V154H27ZM140 155H142V154H140ZM158 155H161V157H164V158H162V159H164V160H160V158H158L159 156ZM164 155V156H163ZM179 155H181V153L179 154ZM7 156H12V155H7ZM88 156V155H87ZM182 156V155H181ZM28 157H30L31 158V154H30V156H28ZM172 157V158H171ZM180 157V156H179ZM191 157V158H190ZM195 157L197 158V159H195ZM138 158V157H137ZM142 158H143V156H142ZM153 158V159H154ZM170 158V159H169ZM183 158V157H182ZM182 158H181V160H182ZM11 159L13 160V157H11ZM88 159V158H87ZM152 159V160H153ZM156 159V158H155ZM176 159V158H175ZM191 159V160H190ZM195 159V160H194ZM5 160V163L3 162ZM18 160V159H17ZM149 160V159H148ZM174 160V159H173ZM9 161V160H8ZM7 161V162H8ZM14 161V160H13ZM16 161V160H15ZM19 161V160H18ZM25 161V160H24ZM26 161H27V159H26ZM9 162H11V161H9ZM30 162H32V161H30ZM157 162V161H156ZM162 162L160 163V164H162ZM176 161H174L173 163H175ZM4 163V164H3ZM16 163V162H15ZM23 163V162H22ZM26 163V162H25ZM166 163V162H165ZM169 163V162H168ZM90 164V163H89ZM160 164H158V165H160ZM183 164H182V166H183ZM13 166H14V164H12ZM23 165V164H22ZM27 165V164H26ZM26 165H23V166H26ZM164 165V164H163ZM169 165V164H168ZM172 165V164H171ZM20 166V165H19ZM28 166V165H27ZM26 166V167H27ZM162 166V165H161ZM165 166V165H164ZM176 167V166H175ZM6 168H9V167H6ZM19 168V167H18ZM23 168H25V167H23ZM164 168V167H163ZM185 168V169H184ZM10 169V168H9ZM11 169H15V168H13V167H11ZM185 170V171H184ZM6 171V170H5ZM10 171V170H9ZM8 171V174L10 175V173H11V171L9 172ZM17 171V170H16ZM13 172H15L14 170H13ZM12 172V174H15V173H13ZM170 172V171H169ZM19 173V171H17V174ZM88 173V172H87ZM167 173V172H166ZM176 173V172H175ZM3 174H5V172L3 173ZM3 174H1V175H3ZM20 174V173H19ZM169 174V173H168ZM173 174V173H172ZM186 174V175H185ZM82 175V174H81ZM159 175V174H158ZM162 175V174H161ZM88 176H90V175H88ZM156 176H157V174H156ZM169 176V175H168ZM7 177V176H6ZM14 177V176H13ZM16 177V176H15ZM14 177V178H15ZM175 177V176H174ZM180 177V176H179ZM90 178V177H89ZM7 179V178H6ZM83 179V178H82ZM162 179V178H161ZM160 179V180H161ZM168 179V178H167ZM8 180V179H7ZM85 180H86V178H85ZM1 181H3L4 182V180H1ZM84 181V180H83ZM155 181V180H154ZM169 181V180H168ZM171 181V180H170ZM87 182V181H86ZM150 182V181H149ZM177 182H179L178 184H180L179 186H174V185H177L176 183ZM151 183L153 184V182L151 181ZM157 182L155 181L154 182V184L152 185V184H150V185H152V188H150L151 186L150 185H147V186H150V187H148V188H150L151 189V191H152V189H154L153 187H154V185H155V187L157 186V188L159 187V184L161 183H157ZM163 183V182H162ZM160 184L161 186V190L164 188V183L163 184ZM166 183V182H165ZM0 184H2V183H0ZM136 184H140V183H136ZM167 184V186H165L166 188L165 189H163V191H161V193H167L169 190H170V188L168 187L169 186V184H171V182H169V184L168 183H166ZM137 185V186H138ZM4 186V185H3ZM173 186V187H172ZM86 187V186H85ZM168 187V188H167ZM146 188V187H145ZM144 188V189H145ZM4 189V188H3ZM8 190V189H7ZM147 190V189H146ZM149 190V189H148ZM158 190V189H157ZM165 190V191H164ZM170 190V191H171ZM181 190V189H180ZM186 190H187V192H186ZM151 191H148L149 192V194H150V192ZM169 191V192H170ZM156 191H155V189H154V193H155ZM168 192V193H169ZM182 192H184V191H182ZM199 192V193H200ZM157 193V192H156ZM156 193H155V195H156ZM167 193V194H168ZM181 192H179V194H180ZM179 194H177L178 195V197H179ZM191 195H192V193H190ZM198 194V193H197ZM21 195V194H20ZM176 195V196H177ZM181 195V194H180ZM196 195V194H195ZM209 195H208V197H209ZM26 196V195H25ZM63 196V195H62ZM143 196V195H142ZM185 195H182V197H184ZM204 196V195H203ZM207 196V195H206ZM145 197V196H144ZM154 197V196H153ZM157 197V196H156ZM159 197V196H158ZM161 197V196H160ZM190 197V196H189ZM188 196H187V201L191 198H189ZM173 198H177V197H173ZM196 198V197H195ZM204 198V197H203ZM145 199H146V197H145ZM170 199V198H169ZM178 199V198H177ZM180 199L181 198H179V201H180ZM207 197L205 198V200L207 201ZM3 200V199H2ZM31 200V199H30ZM182 200V199H181ZM195 200V199H194ZM33 201V200H32ZM172 201H173V199H172ZM177 201V200H176ZM186 201V200H185ZM190 201V200H189ZM188 201V202H189ZM191 201H192V198H191ZM190 201V202H191ZM198 200H196V202H197ZM30 202V201H29ZM155 202V201H154ZM167 202V201H166ZM165 202V203H166ZM193 202V201H192ZM192 202H191V205H193L192 204ZM196 202H194V203H196ZM201 202V204L199 203V202H197V203H199L200 205H202L205 201L204 200H202V201H200ZM203 202V203H202ZM162 203V202H161ZM164 203V204H165ZM168 203H170V201L168 202ZM177 203V202H176ZM178 203H182V202H178ZM29 204V203H28ZM31 204V203H30ZM164 204H162V205H164ZM172 204H173V202H172ZM175 204V203H174ZM183 205H185L184 203H182ZM187 204V203H186ZM158 205V204H157ZM159 205H160V203H159ZM170 205H171V203H170ZM177 205V204H176ZM197 205V207H198V204H196ZM204 205V204H203ZM2 206H4V203H3V205ZM32 206V205H31ZM146 206V205H145ZM147 206H149V205H147ZM156 206V205H155ZM169 206V205H168ZM174 206V205H173ZM5 207V206H4ZM8 207V206H7ZM29 207V206H28ZM140 206H137V209L139 208ZM151 207V206H150ZM175 207V206H174ZM196 207V208H197ZM200 207H203V206H200ZM205 207V206H204ZM9 208V207H8ZM7 208V209H8ZM147 208V207H146ZM156 208V207H155ZM159 208V207H158ZM157 208V209H158ZM169 208V207H168ZM172 208V207H171ZM179 208V207H178ZM187 208V207H186ZM4 209V208H3ZM6 209V212L8 211ZM15 209V208H14ZM120 209V208H119ZM121 209H124V208H121ZM126 209V208H125ZM130 209V208H129ZM133 209V208H132ZM131 209V210H132ZM139 209H141V207L139 208ZM144 209V208H143ZM148 209V208H147ZM153 209V208H152ZM200 208H198V209H196V210H199ZM13 210V209H12ZM127 210V209H126ZM142 210V209H141ZM150 209H148L147 210V212L149 211ZM155 210V209H154ZM168 210V209H167ZM193 210H195V209H193ZM195 210V211H196ZM134 211V210H133ZM184 211V210H183ZM191 211V210H190ZM194 211V212H195ZM10 214L12 213V212H10V210L8 211ZM7 212V213H8ZM132 212V211H131ZM138 212V211H137ZM140 212V211H139ZM138 212V213H139ZM146 212V213H147ZM159 212V211H158ZM185 212V211H184ZM192 212V211H191ZM198 212V211H197ZM17 213V212H16ZM151 213H152V211L150 210V214H149V217H150V215H151ZM180 213V212H179ZM193 213V212H192ZM153 214V213H152ZM176 214V213H175ZM178 214V213H177ZM176 214V215H177ZM8 215V214H7ZM12 215V214H11ZM16 215V214H15ZM153 215H155V214H153ZM195 215V218L197 217V215H196V213L194 214ZM13 216H14V214H13ZM182 216V215H181ZM7 217V216H6ZM193 217V216H192ZM8 219H10V217L8 216L7 217ZM21 218V217H20ZM25 218V217H24ZM2 219V218H1ZM6 219V218H5ZM198 220H199V218H197ZM18 220V219H17ZM17 220H16V223H17ZM158 220V219H157ZM4 221H6V220H4ZM3 221V222H4ZM13 221V220H12ZM18 221H20V220H18ZM22 221V220H21ZM8 222V221H7ZM14 222V221H13ZM34 222V221H33ZM10 223H11V221H10ZM27 223V222H26ZM38 223V222H37ZM122 223L124 224V222L122 221ZM5 224V223H4ZM14 224V223H13ZM208 225V226H206V225ZM6 225V224H5ZM24 225V224H23ZM4 226V225H3ZM10 226V225H9ZM25 226V225H24ZM23 226V227H24ZM43 226H45V225H43ZM121 226V225H120ZM35 227V226H34ZM173 227V226H172ZM200 227V228H201ZM13 228V227H12ZM28 228H29V226H28ZM37 228V227H36ZM166 228H168V227H166ZM166 228H165V230H163V229H160V230H157V232H156V234H155V232H154V236H151L153 239V241H154V239H155V242L153 243V244H155V246H154V249H153V247H152V250H153V252H155V250L156 249H158V248H155L156 246H160V247H164L163 246V244H165V245H170L169 247H167V249L169 248V249H173L174 250V252H173V250H170L172 253H173V256L174 257H176L177 259H175L176 261H178L179 262V264H181L180 263V259H183L184 257H185V259L187 260H185V262L187 263V264H207L208 262L206 261V263H205V261L203 260V258H205V257H202L203 255L200 253L199 254V252H193L192 253V251L190 252L189 251V249H188V245L186 244V242H185V240L184 239H182L181 237H179L178 238V236L180 235L179 234V232L178 231H176L175 229H170V230H166ZM10 229V228H9ZM14 229V228H13ZM26 229V228H25ZM178 229V228H177ZM24 230V229H23ZM190 230V229H189ZM13 231V230H12ZM31 231V230H30ZM153 231V230H152ZM188 231V230H187ZM199 231V230H198ZM10 232V231H9ZM35 232V231H34ZM149 232V231H148ZM176 232V233H175ZM177 232H178V236H177ZM184 232V231H183ZM6 233H7V231H6ZM11 233V232H10ZM13 233V232H12ZM17 233V232H16ZM37 233V232H36ZM150 233V232H149ZM181 233V232H180ZM201 233V232H200ZM18 234V233H17ZM39 234V233H38ZM38 234H35V235H38ZM185 234V233H184ZM190 234V233H189ZM12 235V234H11ZM19 235V234H18ZM42 235H44L43 233H42ZM151 235V234H150ZM183 235V233L180 235V236H182ZM191 235V234H190ZM8 236V235H7ZM25 236V235H24ZM46 236V235H45ZM149 236V235H148ZM208 236H213L212 237V241H209L210 239H211V237H208ZM6 237V236H5ZM36 237V236H35ZM155 237V238H154ZM183 237V236H182ZM39 238H41V237H39ZM44 238V237H43ZM210 238V239H209ZM11 239V238H10ZM20 239H22V237H20ZM45 239V238H44ZM49 239V238H48ZM179 239H181V240H184V242L183 241H180ZM6 240V239H5ZM25 240V239H24ZM36 240V239H35ZM38 240V239H37ZM197 240V239H196ZM206 240V242H207V240L210 242V244L211 243H213L212 245H209V242H207L208 243V246L206 245L207 243L205 242L204 243V246H203V242H201V241H205ZM39 241V240H38ZM73 241V240H72ZM83 241V240H82ZM81 241V242H82ZM157 241L159 242V243H161V242H163L162 244H159L158 245V243H157ZM70 242V241H69ZM84 242V241H83ZM86 242V241H85ZM198 242V241H197ZM25 243H28V242H25ZM37 243H39V242H37ZM65 244H67L68 242H64ZM73 242H71V244H72ZM89 243V242H88ZM9 244V243H8ZM35 244V243H34ZM64 244V245H65ZM85 244V243H84ZM39 245H41V244H39ZM63 245V247H66V245L64 246ZM68 245H70V243H68ZM83 245V244H82ZM81 245V246H82ZM86 245V244H85ZM162 245V246H161ZM187 245V246H186ZM9 246V245H8ZM35 246V245H34ZM74 246V245H73ZM41 247V246H40ZM46 247V246H45ZM71 247V246H70ZM83 247V246H82ZM88 247V246H87ZM49 248V247H48ZM47 248V249H48ZM77 248H78V246H77ZM80 248V247H79ZM150 248V247H149ZM148 248V249H149ZM166 248V247H165ZM46 249V251H48ZM50 249L52 250L53 249V247H50ZM49 249V250H50ZM63 249V248H62ZM62 249H58L60 252V254L61 253H63V251L65 250H63L62 251ZM66 250H68L69 251V249H68V247H67V249ZM73 250V249H72ZM162 249H159V252L158 253H160L161 255H162V251H161ZM164 250V249H163ZM16 251V250H15ZM45 251V250H44ZM54 251V250H53ZM56 251H57V249H56ZM62 251V252H61ZM4 252H5V250H4ZM13 252V251H12ZM49 252V251H48ZM47 252V253H48ZM148 252V251H147ZM150 252V251H149ZM148 252V253H149ZM170 252V253H171ZM6 253H7V251H6ZM15 253V252H14ZM20 253V252H19ZM45 253V252H44ZM50 253V252H49ZM74 253H75V251H74ZM157 253V251L155 252V254ZM169 253V252H168ZM46 254V253H45ZM150 254V253H149ZM152 254V253H151ZM160 254H157V255H160ZM163 254H164V251H163ZM184 256L183 258H182V255ZM201 256H199V255ZM23 255V254H22ZM30 255V254H29ZM47 255V254H46ZM62 255V254H61ZM84 255V254H83ZM146 255H147V253H146ZM160 255V256H161ZM196 255H198V256H196ZM31 256V255H30ZM34 256V255H33ZM37 256H38V254H37ZM47 256H49V255H47ZM85 256H86V254H85ZM151 256V255H150ZM159 256V257H160ZM51 257V256H50ZM57 257H58V255L57 256H55V258H54V260L56 259L57 260ZM83 257V256H82ZM149 257V256H148ZM147 257V258H148ZM179 257H181V258H179ZM199 257V258H198ZM206 257V258H207ZM136 258V257H135ZM151 258V257H150ZM157 258V257H156ZM168 258V257H167ZM33 259V258H32ZM46 259V258H45ZM52 259V258H51ZM51 259H49V260H51ZM63 261H62V263L64 264V262H66V261H64V259L63 258H61ZM61 259H60V261H61ZM142 259V258H141ZM35 260V259H34ZM72 260V259H71ZM70 260V261H71ZM127 260V259H126ZM147 260H149V259H147ZM151 260H152V258H151ZM163 260V259H162ZM184 260H181L182 262L184 261ZM39 261V260H38ZM46 261V260H45ZM48 261V260H47ZM169 261H171V260H169ZM36 262V261H35ZM51 262H52V260H51ZM74 262V261H73ZM72 262V263H73ZM125 262H128V261H125ZM125 262H124V264H125ZM145 261H141V263H144ZM162 262V261H161ZM178 262H175L174 261V263L175 264H178ZM10 263V262H9ZM140 263V264H141ZM146 263V262H145ZM148 263V262H147ZM151 263V262H150ZM149 263V264H150ZM159 263V262H158ZM157 263V264H158ZM168 263V262H167ZM174 263H172V264H174ZM186 263H182V264H186ZM32 264V263H31ZM39 264V263H38ZM43 264V263H42ZM46 264V263H45ZM66 264V263H65ZM74 264V263H73ZM123 264V263H122ZM139 264V263H138Z\"/></svg>",
	"mask_w": 264,
	"mask_h": 264
}]
</instances>
